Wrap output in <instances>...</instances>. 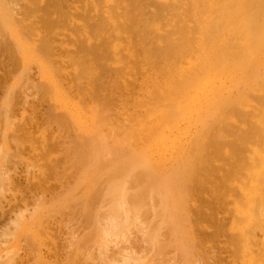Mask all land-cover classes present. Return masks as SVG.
Returning <instances> with one entry per match:
<instances>
[{"label": "bare ground", "instance_id": "1", "mask_svg": "<svg viewBox=\"0 0 264 264\" xmlns=\"http://www.w3.org/2000/svg\"><path fill=\"white\" fill-rule=\"evenodd\" d=\"M37 1L39 2V4ZM75 1L77 2L78 0H0V8L2 10H5V12H4L5 14L0 15V46L3 49L4 54H6L8 59H9L7 61V63L9 62L10 65L13 66L14 72L15 71L18 72V69L21 70L19 68L20 67V65H19L20 60L23 61V66L25 63L26 67H24V69L29 68V67H27L26 61L27 60L30 61V59H28L30 57V55H29V57H27V56L25 57L27 47L24 44L25 43L27 44L26 41H30V43H32V46H33L34 54H36V53L39 54L37 57V61H36L38 64V68H37L38 72H36V73H38L40 79H42L43 82L46 84V85L45 84L42 85L43 82H42V80L39 79L42 82V83L40 82L42 85L41 88H39L40 85H38V87L36 86L34 88L37 91V94L39 93V95L41 97H39L38 95L34 96V97H37V100H36L37 105L34 106L30 103L32 106L31 107L29 106V107L32 109L33 112L31 113V117H30V115L28 116L30 118L29 122L26 123L25 122L26 120H25L24 122L20 123V126L16 125V129L14 128V134H10V131L12 129H10L9 127L12 125V123H10L9 120L11 117L10 116L11 113H13L16 110L14 107H16L17 105L12 104L14 102V101L12 102V99L16 98V95H15L16 93H13L14 92L13 88L8 89L6 91L7 93L3 99L4 100L3 108H4V114H5V115H3L5 117V124H3V125H5L4 126L5 128L2 131V133L0 132L1 133L0 135H2V142L0 143V147H1L0 153L1 154L4 153V155H0V157L2 156L1 161H0V167L3 168L4 164L6 163L7 168H6V171H3L2 168H0L4 173V176L3 175L2 176L3 177L9 176L8 173H9V171H11L9 166H12V165L14 166V164H15V163L13 164L12 159L15 158V155H17L16 158H18V154L20 153L19 152L18 154L16 153L15 155H13L12 154L13 152L12 153L10 152V154H12V155L9 156L10 155L9 154L10 141H11V143H13V141L17 142V145H15V147L16 146L19 147V144H18L20 142L19 139H21L22 136H24L25 134L29 135V137L31 138V141L33 143V146L37 142H40V139H42V138H40V136L36 137L37 136L36 133H39L42 131V129L39 128L40 122L37 123V121H40L39 120L40 117H43V116H45L44 114H47L46 118H44L45 122L44 123L42 122V123H43V125L44 124L47 125L43 129L44 130H46L47 128L50 129V131H51L50 133H52V130H54V132L56 131V133H57V131L62 129L63 126H64L63 129H65V125L67 123H70V121L67 122V119L71 120L74 124L75 123L81 124L83 126H86L87 123L90 122L89 124L91 126V118H92V120L97 118V116L99 115L98 112L101 114L99 116V118L102 119V121H104L106 118L105 117V115H106L105 113L107 110L106 108L110 105V103L107 102L108 101L107 100L108 95L106 93L109 92V95L110 94L116 95L115 92L119 91L120 89L122 91L123 90L132 91V89H130V87L132 88V85H134V82H133V84L130 83L131 78L128 79V82L130 81L129 83L126 80L124 82L122 80H120V79L124 78V77L121 78V75H123V71L125 69V68L121 67L123 64L122 62H125V63L127 62V64H126V68H128L127 71L131 69V70H134V71H132V73H133L136 70H137V72H139L140 69H137L138 65H143L140 63L146 61L145 63L150 65V67H152V68H150V70H149L147 68L148 67L147 66V67H145V70L148 69L149 72L151 70H153V71L156 70V72H155L156 75H158L160 77L158 80H156V81L154 80V82H152V84H153L152 88L155 89L156 92L154 93L153 91H151L152 93L155 94V96L154 97L151 96L153 98L152 99L153 102L150 104V106L154 107L157 103L158 104L164 103L167 107L166 111H164V109L162 110L160 108H159L160 111H159V109H157V111H159V113H161V115L159 114L160 116H157L158 121H155L156 117L154 118L153 121H155L157 123L162 121L163 123H159L161 125H158V127L161 129V133L158 134L156 132H158L160 129L158 127L155 129V127H153V126H155L156 124H154L152 122L153 123L152 127L155 129V130H153V133H154V131H156L155 134L157 135V137H155V135H153V136L155 138H159L161 141H164L163 145L161 146L163 148V150L168 151L171 148V150H173V151L179 152L181 150L182 153L183 152L185 153L189 150L191 152L194 150L197 151L200 146H203L202 144L205 141L207 142L206 138L209 139L208 143L205 142L206 143V149L204 147L205 145L203 146L205 152H201L200 154L206 153V155H205L206 160H205V158H204V160L207 162V164L205 163L206 167H205V169H203L204 175H202V177L204 176L207 179H209L210 181L213 180V179H210V177L212 175H214V172H215V174L218 173L217 170H215V168L211 166V163L212 164H213V162L216 163V161L218 160L216 158L217 160L215 161V157L217 155H219V157H222V158H224V156H227L226 160L230 159L231 157H233L234 160L237 159V161L236 160L234 161L235 163L233 165V169L231 168L232 171L228 172L227 171L229 168L228 167L226 170L227 173L224 174L225 177H221V178H223V181H222V179H220V180L222 181L221 184L224 187V185L227 184L226 182H227V179L229 177L230 178L232 176L235 177V175H236L237 180L239 179V182L241 184H238V183L237 184L239 185L238 188H239V192L241 193V197H238L239 196L238 193L236 195H237L238 199L240 200L239 201L240 204H243L248 209L245 211V213L243 215V213H241V211H239L242 208L241 207L239 208L238 207L239 204L237 203L234 205V208L237 207V210H233V212L236 214L238 211L237 215H240L239 213H241L243 215V217L245 218V220L247 221V224H248L247 228L249 226L251 228L249 230H251L250 238H252V239H250L249 237H248V240L244 239L245 241H243L244 242V245H242L243 247L239 248V249L237 247V249H235L236 248L235 243H241L242 244L243 242H237V241H239L238 239H241L243 237L242 236L243 234H248L249 230L247 232V228H243L245 225L242 228L239 227V225L234 226V225H236V222H235L236 220H235L232 223L233 225L231 228H229L228 226L227 227L230 229L229 231H231V232L234 230L236 232V230L239 229L238 231L241 233V234H239V235H241V238H235L233 236V235L236 236L238 231L236 234L234 232H232L234 234H230V236H228L229 233H231V232H227V233L225 232V230L227 228L226 227H225L226 229L224 228V222H222L225 220L221 219L222 220L221 221L219 219V217L221 215L219 217L217 216L218 213L215 212L217 210V208H215V210H214L213 207L211 206L212 207L211 211L208 210V212L210 211L208 214H207V212H205V210H203V209H206L208 207L207 205L209 204V202L207 204L208 200L206 201L207 198L210 199V197H208V196H210V195H208V193H206V195L201 193V194L205 195V197L207 196L204 200L207 204L206 208L204 206L202 208L201 207L202 205L200 206L201 208L199 207L200 210H203L205 213L204 212L201 213V211L199 210V213L195 214V210L197 209V207L196 208L194 207L195 210H192L191 212H193V213L191 214V212L189 210L191 207L190 204H191L192 199H191V201H187V198H190L188 192L190 193V195H192L191 190L193 193L195 192L194 198L196 199V195H197L196 192L199 193V192H204L205 190L207 191L206 188H208V187L205 188V186H207V185L209 186L210 189L214 186V185H211L212 186L211 187L210 183H208L206 185V182L201 181V180H200L201 182L200 181L198 182V179L196 177L195 178L197 179V182L193 181L195 179L192 178L191 174L193 175L196 173L193 172L194 170H192V169H191L192 173H191V170L190 171L188 170L189 174L187 171V168L190 167L189 165L187 166V164H189L190 161L192 162V160H189V163H188V160L184 159V161L185 160L187 161V162L185 161L186 164L183 163L185 165L184 167L182 164V165H180V167L182 166L181 168L180 167L176 168L177 167L176 166L174 168L176 170H173V172L171 171L172 173L171 172L168 173L169 172L168 171L167 173L169 175H167V173H164L168 177L163 175V173H160L165 178L162 175H158L157 173H153V171L149 170V167H146V166L142 167V165H141V167L140 166L136 167L137 169L139 167L141 168V170H139V169L137 170L138 174L139 173L140 174L137 176V178H135V180H134L135 182H132V183L137 185V187L135 186L136 193L135 194L132 193V195L134 194L133 196L130 195L131 197H129V196L127 197L124 195L125 193L123 194V191L126 190L127 187L131 186L130 182L133 180L130 178H132V177L128 176L129 177L128 179L131 180L129 182L130 185L126 179H124V181L123 180L118 181L117 179H114L113 182L115 180H117L118 182L112 183V184L109 182L110 186H109V188L106 189L107 192L105 190V192H106V194H105L106 199H104L105 204H104V201H103V203H101L100 202L101 200L98 199V201L100 203L99 204L97 203L98 205L96 206L97 198H92L91 196L87 195L86 197H83L84 202H83L82 206L80 207L81 209L79 211H77L78 209H75L77 212H79V214H81V217H79L80 219H78L79 223L76 225H78L80 228H82V227L86 228L87 227V229H90L89 230L90 232H92L91 231V226H92V229H95V232H97L98 234H100L102 236V237L99 236V237H97V239L96 238H94V239L98 240V238L99 239L101 238L103 240V242H105L104 244L98 246L99 251L97 249V252H99V253H94L95 256H97V255L100 256L99 257L100 259L98 257H96L99 259V262L97 261L98 263L97 262L96 263L97 264H175L179 260L177 261L176 257L172 256L171 258H167V256H168V253H173L172 251L170 252V248L175 247V246H173V242L175 241V243H176V239H177L176 237L179 234L180 236L182 235V237H179V235H178L177 241L180 240L181 238H183V239H181V241L185 240V242L189 243V244L186 243V245H184L185 243L183 244V246H185L184 248L186 250H184V252L182 251L184 248L181 250L183 254L181 256H179V258L180 257L182 258V260L180 262L181 263L183 262V264H198V263L199 264H207V262H206L207 258L205 259L204 257H202V255L200 254L202 252H198V254H197V252L194 253L195 251L193 252V246H195V247L198 245L201 246V244L203 245L204 243H208L209 240H212V239L217 240L221 236V234H225L224 236H227V243L230 246L229 247L230 251L228 253L231 252L230 256L233 259V260L231 259L232 264H264V241H261V240L259 242L255 241L256 239H258V234H257V238H256V234L254 233V231L257 230V231H260L262 233V235L264 236V0H95V1L91 0V3L89 2V4L91 6L85 5L84 8L81 9V11L75 5ZM80 1H82V0H80ZM12 6H18L19 7V8L18 7H16V8H18L17 9V16H19L20 18L18 17V18H16V20L14 19L15 16H13V15H15V14H13V11H16V10H14ZM1 9H0V13H1ZM175 18H177L178 20H176ZM173 19L175 20V24H174L175 26L172 25V23L170 24V22ZM76 20L77 21L81 20L82 24H77L78 22H76ZM191 20H193V24L191 23V25H193V27L190 26V24H188L189 22H191ZM158 22H163L162 26L167 25L166 27H168V28H165V26H164V30L165 29H168V30H166L167 33L165 32L167 41H165V39H162V41H165V44L163 47L156 46L157 44L155 45V43H154L155 40L157 42V39L160 40L162 38V36L164 35V34L160 35V32L163 29L157 33L158 29L160 28L159 27L160 25ZM17 26H18V28H16ZM64 26H69V27L71 26L73 33H76L77 35H75V36L78 37V38H76V40L75 39L72 40L73 45L75 44L74 45L75 48L73 47L74 49L73 50L71 49L72 51L70 49H67V48H69L68 46L66 48V46L63 45L64 44L63 41H62V43H59L57 41L59 38L56 40L57 35L61 34L58 31L59 30L62 31ZM154 26L157 28H154ZM173 26L176 27V29H174ZM169 27H171V28L169 29ZM172 29H174V30H172ZM4 30H6L8 32V34H6L5 33L6 31H4ZM162 33H164V32H162ZM72 35H70V36H72ZM174 35L175 36L178 35L179 38L175 37ZM62 36H63V33H62ZM171 36L172 37L174 36V38H177L178 42H176V39H175V42L167 39L169 37H170L169 39H171L172 38ZM72 38L73 37H71V39ZM155 38H157V39H155ZM153 39H155V40L153 41ZM173 39H171V40H173ZM55 42H58L59 45L56 44L57 45L56 46ZM68 42H69V40H68ZM118 42H122V43L125 42L126 43L125 50L127 51V53L122 52L125 55L127 54L124 57L119 55L118 47L122 43L118 44ZM69 43H71V42H69ZM153 43H154L155 47L151 48ZM129 45H130V47H128ZM27 46L30 47L31 44H30V46L29 45H27ZM122 46H123V44H122ZM119 49L123 50L124 46H123V49H121V48H119ZM27 50H28V48H27ZM30 52H32V51H30ZM32 53H31V55H32ZM18 54L21 55V58H19L20 60L18 59ZM63 54L66 55L65 57L67 59H69L68 60L70 63L69 67H74L76 65L77 68L78 69L81 68V70L79 69L77 71L76 70L77 68L75 67L76 69L73 68L72 72L70 70L69 71L70 73H67V71L64 69L66 67H68L65 65V64H68L67 63L68 61L66 60V62H65V61H63V59H61L64 56ZM41 55L46 57L45 60L48 59L49 60L48 63H50V64H47V61L45 63V61L42 59V57H40ZM59 59H61L60 61H62L61 64H60ZM128 59H129V61H126ZM32 60H34V58H32ZM54 61H56V62H54ZM33 62L36 64L35 61H32V65H33ZM184 65H187V66H184ZM251 65H253V67ZM29 66H31V65H29ZM142 67H144V66H142ZM24 69H23V71H24ZM31 69L34 70L33 68H30L29 70L31 71ZM27 70H26V74L28 72ZM143 70H144V68H143ZM147 72L148 71H146V73L145 72H141V73H143V74L145 73V76H147L148 75ZM151 73H149V74H151ZM155 73H153V74H155ZM28 74H29V72H28ZM30 74H31V72H30ZM136 74H138V73L135 72L133 75H136ZM13 75H11V76L13 77ZM85 76H88V78ZM140 76H141V74H140ZM143 76L144 75H142V77ZM145 76H144L145 80L146 79H152L155 77L154 75H153L154 77H152V78L149 77V75H148L149 78L145 77ZM203 76H205L206 79H204V78L202 79ZM12 77H11V79H13ZM25 77H27V79H29L30 75H29V77L27 75L24 76L23 79L25 81L22 80L24 83L27 82ZM33 77L36 79L35 76H32L31 78H33ZM129 77H131V75ZM221 77H223L224 79H222ZM82 79H88L89 80V81L87 80V83L85 84L84 87L81 85V84H84V83H81ZM119 80H120V83H122L123 85H121L119 83ZM142 80H143V78H142ZM255 80H257V81L260 80V83H261L260 91L262 93H260L259 96H257L256 92H255L259 89L254 91L255 94L253 92L251 93V89H252L253 84L255 83ZM8 81L10 82V80H8ZM30 81H29V83H31ZM34 81H32V82H34ZM141 81L139 80V82H141ZM9 82L6 81V84ZM60 82H64V83L68 84V85H66V86H68V87H66L68 92L65 91L64 95L67 98L66 94H68L69 97L73 98L72 100H75L77 98L76 103L74 101V104H70L69 102L72 100H68L69 102L68 101L67 102H63V101L60 102L59 100L56 99L59 103L57 101H55L56 103L55 104L51 103L52 104L51 105L49 103L51 101L49 98L48 104H50V105H49V108H47L48 109L47 113L44 111L45 113L42 115L40 114L41 116L39 117V113H41L40 107L42 106V103L45 102L44 97L46 98V96H44V94H43V91H42V93H40V89H42L43 86H47V87H49V89L51 88V91L56 90L58 92V90L61 86L60 84H58ZM146 82H147V80H146ZM149 82H151V81H149ZM17 83L15 85H17ZM29 83H28V86H30V88H31V86L34 83H31L32 85H29ZM37 84H39V83H36L35 85H37ZM152 84L151 83L148 84V87H149V85L152 86ZM21 85H22V83L20 84V87H21ZM25 85H27V84L25 83ZM25 85H23V86H25ZM35 85H33V86H35ZM255 85H256V83H255ZM64 86H65V84H64ZM27 87H26V89L24 88L25 91L27 89H29V87L28 88ZM134 87H135V85H134ZM146 87H147V85H146ZM148 87L145 88V86H144L145 89L144 88L143 89L146 90V89H148ZM34 88L32 87V89H34ZM45 89H43V90H45ZM239 90H242V92L245 93L246 98H251L252 94H254L253 96L255 99H254L253 103L256 105V107H255L256 110L253 109L251 112H250L251 109L249 111H247L248 109L245 110L244 109V106H245L244 102H242V104L244 103L243 106H241V104H240L241 107H239V102L241 103V101L243 99H245L244 93H239V92H241ZM19 91H20V89H19ZM147 91L149 92V90H146V93H148ZM54 93H55V91H54ZM257 93H259V91ZM19 94L20 93H18L17 95H19ZM26 94H27V92H25V96H26L25 97L21 93L22 98H23V96L25 98H27L28 95H26ZM47 94H49V93H47ZM149 94H150V92H149ZM149 94H148V96L151 95V94L150 95ZM130 95L132 96V94H130ZM146 95H144V96H146ZM255 95L257 97H255ZM17 97H19V96H17ZM51 97H52V94H51ZM65 97H63V98H65ZM53 98H51L52 101H54ZM57 98H58V96H57ZM23 100H25V99L23 98ZM63 100H66V99H63ZM138 101H140V103L138 102L139 107L143 106L141 104V103H143V99H142V102L139 99H138ZM165 101L166 102L168 101V103L169 102H171V103L175 102V105L172 103V105L169 104L170 106L169 105L167 106ZM255 101H256V103H255ZM93 102H98L97 107L92 108V110L95 109V111L99 108L98 112L96 111V113L98 115L96 113H92V115L88 116V118L87 117L85 118V116L83 117L82 112L84 111L85 108H88L89 110L86 112L91 114V112H92L91 107H93V105L92 106L90 105L91 107H88V106H89V104H91ZM149 102H151V101L149 100ZM176 102H178V103H176ZM250 102H251V99H250ZM145 103H147V102L143 103L147 108L148 104L146 105ZM22 104L26 105L27 103L26 104L22 103ZM140 104H141V106H140ZM236 105H237V108L235 110H233L232 112L229 111L230 115L228 114L229 112L228 113L223 112L222 114L219 113V111L221 109L224 110V109L228 108L229 106H233L235 108ZM94 106H95V104H94ZM160 106H161V104L158 105V107H160ZM251 106L253 107V104ZM156 107H157V105H156ZM146 108L141 109L143 116L145 113V112H143V110H146V112H147L148 109H150L149 106H148V109H146ZM213 109H215L217 111L216 114H217V117H219V120L216 118L215 119L221 123H219L216 127L213 128L212 127V125L214 123V121H213V122H211L212 125L209 124V126L207 127L206 126L207 123H206V124H204L205 125V127H204L203 123L205 120H203V119L208 114H210V112L213 111ZM230 109H233V108L230 107ZM25 110L26 109H24V111ZM115 110H117V109L115 108ZM151 110L152 111L147 112V115H150V113H152L154 111V109H152V108H151ZM161 110L163 112H161ZM215 110H214V112H216ZM22 111H23V109H22ZM139 111H140V109H139ZM225 111H227V109ZM15 112L13 114H15ZM195 112L197 113V118L192 117L193 115H191V114H194ZM19 114H22V112H20ZM119 114H120V112H119ZM134 114H137V113H134ZM138 114L141 115L140 113H138ZM212 114L214 115V113H212ZM155 115H158V114H155ZM131 116H134V115H131ZM138 116L135 117L134 119L135 120H136V118L138 119L139 118ZM143 116H142V120L144 118ZM150 116H152V115H150ZM12 117H13V115H12ZM14 117L16 118V114ZM23 117L24 116H22V118ZM37 117H39V118L37 119ZM146 117H148V116H146ZM175 117L180 118V119L185 118L184 120L186 121V124L185 123L184 124L186 126L182 129L180 127L174 126L176 128L173 127L174 129L170 130V129H168L170 127V125H169V127L163 131L162 129L164 127H166V124L169 121L174 122L176 120L175 122H177V120H179V119H175ZM13 118H11V119H13ZM149 118L144 120V122H146L147 120H148L147 122H149ZM211 118L213 119V117H211ZM229 118H230V120L231 119L236 120V122L235 123L232 122L231 124L229 123L227 125L226 120H228ZM128 119L129 118L127 117L126 121ZM151 119H153V118H151ZM212 119H210V120H212ZM13 120L15 121L17 119H13ZM21 121H23V120H21ZM181 121L182 120H180L179 122L182 123ZM132 122H133V120H132ZM144 122L141 124H144ZM147 122H146V124H147ZM194 122H196V125H198L197 122H201V126H200L201 128L198 129L199 128V126H198L197 132H199L200 130L202 131V135L201 136L196 135L195 138L193 136H195L196 131L191 133V130L194 129V128H192V125H194ZM15 123H13V125ZM42 123H41L40 127L42 126ZM95 123H97V122H95ZM105 123H104V126H105ZM126 123H125V125H126ZM149 123H151V122H149ZM53 124H56L57 128L54 129L52 127ZM137 124L139 125V122H137ZM178 124L179 123H177V125ZM241 124H242V126H241ZM129 125H130V122H129ZM113 126H111V127H113ZM149 126L148 127L146 126L145 128L149 129ZM180 126H182V125H180ZM210 126H211V128H210ZM71 127H73V126H71ZM91 127L89 129H87V131H86L87 132L86 134H88L87 135L88 141L86 140L87 141L86 143L85 142L83 143V141L85 140L84 137L86 134L83 133L84 134L83 139H82L83 141H81V142L78 141L79 143H77V141H75V140H78L80 138V135H82V134H80V135L76 134V136L79 135L78 139L75 138V140H74V138H73V140L76 142V145L73 146L74 148L70 149L69 146L67 148V149H69L68 151L70 153H72V156L73 155L78 156V157L76 156L77 157V160L75 159L76 161L73 158V161L77 162V165L76 164L75 165L78 167L81 166V169L83 168V170L85 171V172L83 171V173H85L84 175L87 176L88 179L93 177L95 174H99V173H102L104 170H107L106 167L107 168L111 167L110 169H112L115 172V173H113V174H115V176L118 175L117 173L121 174L123 171H125L124 169H126V168L121 166L120 164L118 165L117 162L119 160L117 162H115L117 164V167L120 166L119 168H116L114 166L115 165L114 162H113L114 165L109 164V161H111V160H109L107 163H105L106 161L105 162L103 161V156H105L106 155L105 153H107L108 151L113 153L114 154L113 156L117 155L120 152L119 151L120 148H118V149L115 148L116 150H113L114 149L113 147H116V146H112V149H111V147H109V145L112 144V141L110 144H108V141H106L107 139L110 138V134L112 133V132L108 133L109 132L108 129L110 127L108 129L106 128V126L104 127L108 131L107 133L109 135L106 134L108 136V138L105 135H103V134H105V133H103V131H106L103 129L102 134H101V132H100V134H98V135H100L99 138L93 136L96 138V140H92V138H91ZM96 127H98V126L96 125ZM102 127H103V125H102ZM124 127H123V129H124ZM130 127H131V125H130ZM100 128H99V131H100ZM67 129H69V128H67ZM76 129H77V126H76ZM112 129L114 130V128H112ZM93 130H95V129H93ZM130 130H132V129H130ZM166 130H170L171 132H169V133H171V134H167ZM74 131H76L75 128H74ZM144 131H145V129H144ZM48 132H49V130H48ZM96 132L99 133L98 131H96ZM120 132H119V134H120ZM124 132H126V131H124ZM145 132L147 133V130ZM16 133H18V134L16 135ZM66 133H68V132H66ZM134 133L137 134L136 131L133 132V134ZM43 134H45V136H43V139L45 140V137L48 135V133L46 135V132L45 133L43 132ZM43 134H41V135H43ZM116 134L112 133V135H114V136ZM127 134H129V132ZM141 134H143V133L141 132L140 135ZM28 135H25V136H28ZM121 135H123V133ZM149 135H148V137H149ZM199 135H200V133H199ZM49 136H51V135H49ZM54 136L55 135H53L54 139L47 136V141L52 139L54 142V140L56 139V137H54ZM131 136L132 135H130V137ZM141 136H139V138H137V139H142L143 136H142V138H140ZM144 136L146 137L147 135H144ZM204 136H205V141H204ZM29 137H27V138H29ZM62 137L64 138V136H62ZM228 137L231 140L230 139L229 140H223L225 138L228 139ZM30 138H29V140H30ZM37 138H38V141H37ZM67 138H69V137H67ZM155 138H153V139H155ZM146 139H147V137H146ZM23 140H24L23 142L26 143L27 140H25V139H23ZM115 140H117V139H115ZM143 140H145V139H142V141ZM160 140L157 139V141H160ZM47 141L46 142L44 141L45 143L43 142V146L41 145V143H42L41 142L40 148L32 147V148H34V151H37V153H38V151H40V153L37 154L40 158H42V155L45 151L46 152L43 156L44 159L46 156H48L50 153H52L53 150L55 151V149H57L56 145L53 146L54 145L53 143H52L53 145L52 144L50 145L49 142H47ZM121 141H122V139H121ZM136 141L133 144V147H135V149L138 146ZM118 142L119 141H115V143H118ZM24 143H22V145ZM122 143H124V142H122ZM143 143L145 144V142H143ZM154 143H155V141H154ZM14 144H13V146H14ZM46 144L50 145V147H47V146L44 147V145H46ZM59 145H60V143H59ZM157 145H158V143H157ZM125 146H127V145H125ZM17 148H16V150H17ZM139 148H140V146L137 148V150ZM142 148L143 147H141L140 149H142ZM189 148H191V149H189ZM21 150H23V149H21ZM127 150H125V151H127ZM152 150H154V149H152ZM18 151H19V149H18ZM62 151H63V149H62ZM132 151H131V153H133V156H135L136 155L135 153L137 151L136 152L134 150H132ZM145 151L147 152V150H145ZM201 151H203V149H201ZM41 152H43V153L41 154ZM191 152H188L189 156L191 155ZM21 153H22V151H21ZM153 153H154V151H153ZM193 153L194 152H192V155H193ZM151 154L152 153L150 150V155ZM171 154L172 153H170L169 156H171V157L175 156V155H171ZM195 154H196V152H195ZM52 155H49V156H52ZM129 155H130V152L127 156L129 157ZM185 155L188 156L187 154H185ZM138 156H141V157H139L140 162L142 159L145 160V157L143 156V154L142 155L139 154ZM142 156H143V158H142ZM181 156L182 155L180 154V157ZM117 157H119V156H117ZM128 157H126V158H128ZM194 157L196 158L198 156L194 155ZM194 157H192V158L194 159ZM201 157H202V155H201ZM26 158H28V157L26 156ZM47 158H49V157H47ZM132 158H134V157H132ZM132 158H131V160H132ZM137 158L135 157L134 160L137 161ZM170 158H169V160L172 161V159H170ZM184 158H186V157H184ZM50 159H51V157H50ZM174 159H173V162L175 161ZM178 159H180V158H178ZM188 159H191V158H188ZM16 160L14 159V162ZM21 160H23V159H21ZM45 160H47V159H45ZM122 160L125 161V159H122ZM149 160H150V158H149ZM201 160H203V159H200V161H198V162H202V164H203L204 162ZM126 161H127V159H126ZM176 161H177V159H176ZM228 161H231V163L233 162L232 160H228ZM121 162L123 163V161H121ZM128 162H126V163H128ZM138 162H139V160H138ZM145 162H147V160ZM156 162H157V160H156ZM226 162H224V163L226 164ZM21 163H22V161H21ZM56 163H57V161L55 162V164ZM148 163L149 162H147L145 164L147 165ZM169 163H171V162H169ZM177 163H179V162H177ZM224 163H222L223 164L222 168H224V165H225ZM231 163L228 162L227 166ZM49 164H51V163H49ZM55 164H52V165H55ZM78 164H80V166ZM200 164L197 166H200ZM202 164H201V166H205V164H203V165ZM15 165H17V164H15ZM28 165H29V163H28ZM175 165H177V164H175ZM31 166H32V164H31ZM124 166H126V165H124ZM148 166H149V164H148ZM186 166H187V168H186ZM213 166H216V165H213ZM220 166H221V164H220ZM53 167H56V165ZM173 167L174 166H170V168H173ZM193 167H195V166H193ZM128 168H131V166ZM133 168L135 169V167H133ZM191 168H192V166H191ZM222 168H221V170H222ZM14 169H16V167H14ZM81 169L79 168V170H81ZM134 169H133V171H134ZM168 169H169V167H168ZM157 170H159V169L157 168ZM169 170H172V169H169ZM200 170H202L201 167H200ZM2 171H0V172H2ZM14 171H16V170H14ZM55 171H56V169H55ZM108 171L110 172L111 170H108ZM108 171H106V172H108ZM113 171H111V172H113ZM137 171H134V172H137ZM161 171L162 170H160V172ZM125 172H123L124 173L123 175H125ZM196 172H198V170ZM202 172H201V174H202ZM127 173H129V172H127ZM222 173H223V171H222ZM12 174H10V175H12ZM130 174H132V173H130ZM56 175H54V176H56ZM134 175H136V173H134L132 176H134ZM156 175H158V176H156ZM217 175L218 174H216V176ZM99 176L100 175H98V178H100ZM103 176H105V175H102L100 179H102ZM126 176H124V177H126ZM159 176H162L163 178H159ZM6 177H5V179H6L5 181L2 178L4 183L8 180ZM45 177H46V175H45ZM81 177L82 178H80L81 179L80 181H84L83 176H81ZM95 177L97 179V176H95ZM107 177H109V176H107ZM124 177L122 176V178H124ZM188 177H190L193 180H189L190 178L188 179ZM8 178L12 179V177H10V176ZM46 178H45V180L42 178L44 185L47 182ZM213 178H215V177H213ZM93 179H95V178L93 177ZM202 179H204V178H202ZM85 180H86V177H85ZM91 180H89V181H91ZM189 181L195 182V185L190 184L191 185L190 186ZM210 181H208V182H210ZM27 182H29V181H27ZM40 182L41 181H39V183ZM60 182H61V180H60ZM93 182H91V183H93ZM100 182H101V180L99 181V183ZM229 182L230 181H228V183ZM85 183H86V181H85ZM99 183L97 182V184H99ZM231 183H233V182H231ZM235 183H233V185ZM8 184H11L12 187H14L15 186V180L13 183L9 182ZM41 184H42V182H41ZM82 184H83V182L79 183V185H82ZM104 184H105V182H104ZM211 184H213V183H211ZM237 184H235V186ZM79 185H77V187ZM216 185L218 187H220L219 184H217V182H216ZM1 186H0V193L4 194V195L2 194L1 196H5L4 192H6V193L10 192L9 186H6V184L1 185ZM83 186H87V185L83 184ZM217 186H216V188H217ZM45 187L41 189L42 194L45 192V189H46ZM80 187L81 186H79L78 189H80ZM223 187L221 186V188H223ZM15 188H17V187H15ZM35 188H37V187H35ZM93 188L91 189V187H90V190H93ZM233 188H234V186L231 188V190L234 191L235 188L234 189ZM82 189H80V191H84ZM95 189H96V184H95ZM210 189H209V191H211ZM213 189H215V188L213 187ZM228 189H230V188H228ZM60 190H61V188H60ZM76 190H77V188H76ZM97 190L98 189H96V191ZM225 190L223 189L222 191L228 192L227 190L226 191ZM1 191H3V192H1ZM67 191H69V190H67ZM86 191H88V189H86ZM62 192H65V191H62ZM214 192H216V191H214ZM234 192L236 193L237 191H234ZM66 193H67V194H65L66 196L61 195L60 193H56V194H58L56 196L57 199L53 198L52 201L48 200L49 202L45 200L47 197L44 196L45 199L43 198V200L40 202L39 198H41V196H39V198H37L38 197L37 195H39V194H37V191H36L37 195L33 194V195L37 196L34 199L35 204L33 206H37V202H40L39 204H41V205L38 206V208H40V207L46 205L45 203L50 204V202H53L54 200H56V201L58 200L57 201L58 203L57 202L56 203L60 206V208H59V210L56 209V210H58V212H56V210L54 212H56V214H63L66 209H69V207H67V204L71 203V201H75V199L77 200V198H78V197L74 198V196L72 194H69V192H66ZM71 193H73V192H71ZM231 193H232V191H231ZM31 194H29V195H31ZM81 194H83V192L82 193L80 192L79 196ZM88 194L91 195L92 192L88 193ZM214 194L216 195V193H214ZM75 195H77V194H75ZM223 195H224V193H223ZM233 195H235V194H233ZM236 195L234 197H236ZM108 196L110 197V199L108 198ZM219 196H221V195L219 194ZM198 197L202 198L201 196H198ZM236 198H234V200ZM203 199H204V197H203ZM23 200L24 199H22L21 201L23 202ZM215 200L220 201L218 199L217 195H216ZM80 201H82V198ZM80 201H79V203H80ZM193 201H192V203H193ZM196 201H194V203ZM217 201H216V204H217ZM213 202H215V201H213ZM233 202L234 201H232V204H233ZM237 202H238V200H237ZM200 203H201V200H200ZM24 204H25L24 205L25 207H24V209L22 208L23 210L21 209L22 211L20 210L18 212L19 209L17 210V212H18V214L16 216L17 218L14 217L15 221H12L14 224H19L20 222L23 223L24 221L29 219L25 216L26 212L28 211L27 207L29 204H27L26 201L24 202ZM71 204H75V202L71 203ZM71 204H69V205H71ZM220 204H222V203H220ZM224 204H223V208L225 207ZM227 204H229V203L227 202ZM227 204H226V206H227ZM79 206H77V207L79 208ZM216 206L220 207L222 205H220V206L216 205ZM51 207H53V206H51ZM51 207H50V209H51ZM56 207L57 206H54V208H56ZM192 207H193V204H192ZM34 208H37V207H34ZM219 209H221V208H219ZM226 209L228 210L229 208H226ZM230 209H232V208H230ZM37 210L38 209H36L34 211L33 215L30 217L31 221H33L31 223V225H36V223H38L39 220L42 222V220L40 219L41 218L40 215L42 213L39 215L37 213ZM44 210H46V207L44 208ZM70 210H72V209H70ZM188 211H189V213H188ZM224 211H226V210H224ZM224 211H223V213H224ZM72 212H73V210H72ZM226 212H227L228 216L231 215L230 217H232L233 213L232 214L230 213L232 211H230V212L226 211ZM35 213H37V214H35ZM51 213L49 212V214H51ZM15 214H16V212H15ZM56 214H54V215H56ZM42 215H44V214H42ZM71 215H73V214H71ZM193 215H194L195 219H194V221L193 220L190 221L191 220L190 218H192L191 216H193ZM237 215L235 216L236 218H238ZM233 216H234V214H233ZM61 217L60 218L63 219V215H61ZM76 217H78V216H76ZM235 217H234V219H236ZM241 217L242 216L240 215V218ZM44 218H43V220H44ZM222 218H223V216H222ZM240 218H238L237 220L239 221ZM73 220L74 219L72 218L71 221L73 223L76 222L75 220L74 221ZM10 221H11V219H10ZM58 221L56 222V224L58 223ZM68 221H70V220H68ZM254 221H255V223H254L253 228H252L251 226H252V223ZM27 222H29L28 224H30L29 220H27ZM60 222H61V220H60ZM60 222L58 224H60ZM63 222H64V220H63ZM54 223H55V221H54ZM66 223H67V221H66ZM204 223H208L211 226H213L212 224H214L216 226L215 230L213 231V234H208V233H206L207 231L206 232L203 231L205 233L201 232L202 231L201 227L204 225ZM245 223H243V224H245ZM250 223H251V225H249ZM8 224H10V222ZM24 224H23V227L29 226V225H26V224L24 225ZM38 224H39V228L36 226V229H40V226H42V224H40V223H38ZM69 224H70V222H69ZM163 224L167 225V227H168V231L167 232L164 231V233L162 231H163V229L166 230V228L161 229V225H163ZM239 224H241V223H239ZM65 225H68V223ZM71 225H72V223H71ZM16 226H18V225H16ZM72 226H73L72 231H74L75 224ZM78 226H76L77 229H80V228H78ZM193 226H194V228L196 226L197 229L195 228L193 230ZM42 227H44V226H42ZM47 227H49V226L47 225ZM47 227H46V229H47ZM59 227L60 226H58V228H56L55 231L57 229H60ZM68 227H69V225H68ZM163 227H165V226H163ZM234 227H235V229H234ZM133 228L135 229L136 234L137 233L140 234V235L139 234L137 235L139 237H135L136 234H135V232H133V230H132ZM211 228H213V227H211ZM254 228H255V230H254ZM31 229H30V232H31ZM69 229H71V228H69ZM204 229H205V227H204ZM15 230L16 229L14 228L13 232H15ZM44 230L45 229H42V230L40 229V234H41L40 236H42V234L44 233V232L41 233V231H44ZM184 230H186V231H184ZM22 231H24V230H22ZM26 231H24V232L26 233ZM33 231H34V228L32 230V233H33ZM179 231H181L182 233ZM10 232H12L11 229H10V231H8V230L3 231L2 234H0L2 236V237L0 236V238L8 237ZM30 232L28 231L29 234H31ZM90 232H89V234L87 233L88 234V240L84 236V239L86 238V240L81 241L83 244H80L81 239L78 240V236L76 235L77 234L76 230H75L76 234L74 232H70L68 234V235L71 234L70 235L71 236L70 241H69L68 245L66 246L67 248H70V250L66 248L68 253H70L69 251H71V248L75 249L74 253L75 252L79 253L77 251H80L81 247L85 246V247H82V250L85 251L87 249L88 254H87V250H86V252H82V251L81 252L86 253V254H84V257H85V255L88 256L87 261H89V257L91 256V255L89 256V254H91V252H90L91 251V244L90 243H91V239L93 238V236H95V234H94L95 232H92V233H90ZM245 232H247V233H245ZM12 233H10V235ZM45 233H47L49 236L51 234V232H49L50 233L49 234L48 232H46V230H45ZM256 233H258V232H256ZM261 233H259V234H261ZM24 234L22 232V234H20V235L22 236ZM29 234H27L26 236H28ZM98 234H96V235L98 236ZM33 235H34V233H33ZM91 235H93L92 238H91ZM35 236H33V242H31V243H29L30 241L29 242L25 241L26 243L24 241H21V242H24V244H26V247L28 248V250H31V256L33 255L32 258H35L36 261L37 262L39 261L40 262L39 264H41L43 261H46V259L42 254L43 253L42 250H39V248H41V246H43L44 248H47V250L49 251V252L48 251L47 252L50 253V252H52V249H50V247L54 246V248H55L56 246L54 244H56V242L55 243L53 242L51 246L47 247V244H46L47 239L45 238L46 240H44V241L46 243L42 244L43 242H41V246L39 248H37V247L31 248L32 243H34V246L36 244L35 243L36 242ZM132 236H134V237H132ZM12 237H13V234H12ZM21 238H20V240H21ZM28 238H29V236L25 237L24 240H26V239L28 240ZM30 238H31V235H30ZM106 238L107 239L111 238V239H109L110 240L109 244H112L114 247V249H113V247L111 248L112 249L111 253H110V250L108 248L110 245L107 242V244L109 245L108 246L106 244V241H104V240H107ZM243 238H245V237H243ZM220 239H222V238H220ZM16 240H18V239H16ZM30 240H32V239H30ZM39 240H40V238H39ZM39 240H37V241H39ZM11 241H12V239H11ZM49 241H50V239H49ZM51 241H52V239H51ZM21 242H18V243L21 244ZM87 242H89V243H87ZM96 242L94 241V243H96ZM29 244H31V245H29ZM38 244H37V246H38ZM88 244H90V245H88ZM98 244H96V245H98ZM121 244H123V245H121ZM86 245H88V247H86ZM15 246H16V244H15ZM17 246H18V244H17ZM93 246H95V245H93ZM178 246H179V244H178ZM232 246H235V248L234 247L232 248ZM19 247H21V245H19ZM203 248H205V247H203ZM26 249H23V250H25V252L26 251L28 252V250H26ZM56 249H54L55 253H56ZM100 249H102V250H100ZM198 249H197V251H198ZM205 249H207V248H205ZM14 251H16V248ZM19 251H20V248L17 249L16 253L12 252L14 254V255L11 254V255H13V257L8 258L9 257L8 255H10V252H11V250L9 251V249H8V251L6 252V255H5L6 256L5 262H2L3 257H1V255H0V260L2 259L0 261V264H18L19 260H22L23 258H26L27 255H29L26 252L25 256L21 257L18 254ZM176 251H178V250H176ZM179 251H180V248H179ZM66 252H65V254H66ZM29 253H30V251H29ZM68 253L66 254L67 257H66L65 261L69 259L68 255H71V253L70 254H68ZM74 253H72L73 258L70 256L72 259H74V255H76V253L75 254ZM204 253H202V254H204ZM94 254L92 255L93 257H95ZM213 254H215V253H213ZM15 256L17 257V259ZM57 256L58 255H56V257ZM150 256H151V258H150ZM203 256H207L206 253ZM28 257H30V256H28ZM77 257L78 256H76V259H77ZM231 257H229V258H231ZM71 258L68 260V262H67L68 264L71 263V262H69L71 260ZM31 261L33 262V260H31ZM36 261L34 260V262H36ZM94 261H93V263H94ZM226 261H228V260H226ZM211 262L212 261H210V263ZM89 263H91V260ZM223 263H224V261H223ZM51 264H54V262H51ZM73 264H75V262Z\"/></svg>", "mask_w": 264, "mask_h": 264}, {"label": "rangeland", "instance_id": "2", "mask_svg": "<svg viewBox=\"0 0 264 264\" xmlns=\"http://www.w3.org/2000/svg\"><path fill=\"white\" fill-rule=\"evenodd\" d=\"M87 1V2H86ZM95 1V0H94ZM38 2V1H37ZM89 2L91 3V0H82V1H80V0H78L77 2L75 1V5L79 8V10L81 11V9L82 8H84V6L85 5H90L89 4ZM172 2V1H171ZM22 4V3H21ZM38 4H39V2H38ZM91 6V5H90ZM13 7V9L14 10H16V11H13V14H15V15H13V16H15L14 17V19L16 20V18H18L19 16H17V9L19 8L18 6H12ZM11 7V8H12ZM16 7H18V8H16ZM1 9V8H0ZM5 10H2L1 9V13H0V15H4L5 13ZM15 12V13H14ZM20 18V17H19ZM176 20H178L177 18H175ZM33 20V19H32ZM174 20V19H173ZM171 21L170 22V24L172 23V25H174L175 24V20L174 21ZM76 22H78L77 24H82V22H81V20H79V21H77L76 20ZM159 23V27L161 28H159L158 29V31H157V33L158 32H160L162 29V31L160 32V35H165V32L167 33V31L166 30H168V29H165L164 30V26H162L163 25V22H158ZM157 23V24H158ZM161 23V24H160ZM191 23L193 24V20H191V22H189L188 24H190V26H192L193 27V25H191ZM156 24V25H157ZM167 26V25H166ZM165 26V28H168V27H166ZM175 26V25H174ZM173 26V28L174 29H176V27H174ZM67 27V28H66ZM16 28H18V26L16 27ZM70 28V29H69ZM154 28H157V27H155L154 26ZM171 27H169V29H170ZM174 29H172V30H174ZM4 31H6V30H4ZM72 31V27L70 26H64V28L62 29V31H58V32H60L61 34H59V35H57V37H56V40L59 42V43H62V41L64 42V46H66V48H67V46L69 47V48H67V49H74L75 47H74V45H73V41L72 40H76V38H78L77 36H75V35H77L76 33H73V31ZM162 32H164V33H162ZM6 34H8V32L6 31L5 32ZM62 33H63V36H62ZM65 33V34H64ZM73 34V35H72ZM70 35H72V36H70ZM162 36V38L159 40V39H157V38H155V39H157V42H156V40L155 39H153V41H154V43H155V45L156 46H160V47H163L164 46V44H165V41H167L166 40V35L165 36ZM175 36V35H174ZM174 36L171 38V39H173L174 38ZM71 37H73L72 39H71ZM75 37V38H74ZM165 37V38H164ZM175 37H177V38H179V36L178 35H176ZM170 38V37H169ZM169 38H167L168 40H170V41H173V42H175V39H176V42H178V40H177V38H174L173 40H171V39H169ZM62 39V40H61ZM162 39H165V41H162ZM68 40H69V42H71V43H69L68 42ZM27 42V44L25 43L24 45L28 48V50H27V48H26V54H25V57L27 56V57H29V55H30V57L28 58V59H30V61H26L27 63V67H29V68H26V69H24V67H26L25 66V63H24V66H23V61L22 60H20L19 58H21V55L20 54H18V59L20 60V69L21 70H19L18 69V72L17 71H15L14 72V68H13V66H11L10 65V63L8 62L7 63V61L9 60L8 59V57H7V55L6 54H4V52H3V49L1 48V46H0V132L2 133V131L4 130V126L5 125H3V124H5V117L3 116V115H5L4 114V108H3V102H4V97H5V95H6V91L8 90V89H12L13 88V90H14V92L13 93H16L15 95H16V98H13L12 99V104H14V105H17L16 107H14L16 110V112H15V114H16V118L14 117L15 116V114H13V113H11V117H10V120H9V122L10 123H12V125H13V123H15L13 126L11 125L9 128L10 129H12L11 131H10V134H14V128L16 129V125H19L20 126V123L21 122H24L25 120V122L27 123V122H29V120H30V118L28 117L29 115H30V117H31V113L33 112L32 111V109L30 108L32 105H34V106H36L37 105V97H34L35 95L37 96H39V97H41L40 95H39V93L37 94V91L35 90V88L34 87H38V85H40V87L39 88H41V86L42 85H44L45 83L43 82V80L42 79H40V77H39V75H38V73H36V72H38V64H37V57H38V55L39 54H37L36 52V54H34V50H33V46H32V43H30V41H26ZM58 42H55V45L56 44H58L59 45V43ZM162 42V43H161ZM164 42V43H163ZM29 43V44H28ZM120 43H122V42H118V44H120ZM154 43L152 44V46H151V48H153V47H155V45H154ZM160 45H159V44ZM30 44H31V46H30ZM66 44V45H65ZM122 44H123V46H124V49H123V46H122ZM122 44H120L119 45V47H118V52H119V55L120 56H126L125 54H123L122 52H124V53H127V51L125 50V46H126V43L125 42H123ZM27 45H29L30 47H28ZM72 45V46H71ZM151 45V44H150ZM149 45V46H150ZM57 46V45H56ZM71 46V47H70ZM121 46V47H120ZM148 46V47H149ZM74 47V48H73ZM128 47H130V45L128 46ZM119 48H121V49H123V50H120ZM150 48V47H149ZM30 49V50H29ZM71 50V51H72ZM30 51H32V52H30ZM31 53H32V55H31ZM121 53V54H120ZM64 55V54H63ZM2 56V57H1ZM32 56V57H31ZM35 56V57H34ZM66 55H64L63 57L65 58H61V59H63V61H65L66 62V60L68 61L69 59H67L66 57H65ZM40 57H42V59L45 61V63H46V61H47V64H50V63H48L49 62V60L48 59H46L45 60V58L46 57H44V56H40ZM128 57V56H127ZM32 58H34V60H32ZM61 59H59V61L61 60ZM52 60V59H51ZM263 60V59H262ZM32 61H35L36 62V64L33 62V65H32ZM126 61H129V59L128 60H126ZM31 62V63H30ZM54 62H56V61H54ZM61 62L62 61H60V64H61ZM146 61H144V62H142V63H140V64H143V65H138V68L137 69H140V71L139 72H137V70L135 71L136 73H138V74H136V75H133L135 72H133L132 73V71H134V70H131L130 68V70H128L127 71V69L128 68H126V64H127V62L125 63V62H122L123 64H122V66L121 67H123V68H125L124 69V71H123V75H121V78H123V79H120V80H122L123 82L126 80L127 82H128V79H130L131 80V82L130 83H132L133 84V82H134V85H135V87H134V85H132V88L130 87V89H132V91H126V90H119V91H116L115 92V94L116 95H109V92H107L106 94L108 95L107 96V102H109L110 103V105L106 108L107 110H106V115H105V120L104 121H102V119H100L99 118V116L101 115L99 112H98V110H99V108L96 110L97 112H98V114L96 113V111H95V109H93L92 110V108H96L97 107V105H98V102H93L94 104H95V106H94V104L93 103H91V104H89V106L88 107H91L92 105H93V107H91V114H89L88 112H86V111H88L89 109L88 108H85L84 109V111L82 112V115H83V117L85 116V118L87 117L88 118V116H90V115H92V113H96L98 116H97V118H95L94 120H92V118H91V126H90V122L89 123H87V125L86 126H83V125H81V124H74L71 120H69V119H67V122H69L70 121V123H67L66 125H65V129H63L64 128V126H63V128L62 129H60L59 131H57V133H56V131L54 132V130H52V133H50L51 131H50V129H46V130H44L43 128L44 127H46L47 125H43V123L45 122L44 121V118H46V115L47 114H44L45 112L47 113V108H49V105L52 103V104H55L56 102L55 101H57V100H59L60 102H67L68 100H72L73 98H71V97H69L68 96V94H66L67 95V98L65 97V95H64V92L65 91H67V88L66 87H68V86H66V85H68L67 83H64V82H60V83H58V84H60L59 86H60V88H59V90H58V92L56 91V90H52L51 91V88L49 89V87H47V86H43V88L42 89H40V93H42V91H43V94H44V96H46V98L44 97V101L45 102H43L42 103V106L40 107V112L41 113H39V117L42 115V114H44L45 116H43V117H37V119L39 118V120L40 121H37V123H39V128L40 129H42V131L45 133L46 132V135H47V133H48V137H50V138H53V135H55L54 137H56V139L54 140V142H53V140L51 141V140H49V141H47V136L45 137V140L43 139V136H45V134H43V132L41 131V132H39V133H36V137H38V136H40V138H42V139H40V142H37L34 146H33V143H32V141H31V138L29 137V135L28 134H25V135H28V136H22V140L21 139H19L20 140V142L18 143L19 144V147L18 146H16L15 147V145H17V142H15V141H13V143H11V141H10V145H9V147H10V150H9V154H10V152L13 154V155H15L16 153L18 154L19 152V154H18V158H16L17 157V155H15V162H14V159H12V162H13V164L15 163V164H17V165H15L14 164V166L12 165V166H9V168L11 169V171H9V176L10 177H12V179H10V178H8V177H6L8 180L4 183L3 182V179H4V181L6 180L5 179V177H3L4 176V173H3V171H6V168H7V166H6V163L4 164V166H3V168L2 167H0V168H2V170L0 169V171H2V172H0V186L1 185H4V184H6V186H9V190H10V192H4L5 193V196H1L2 194L0 193V234H2V232L3 231H10V229L12 230V232L14 231V228L16 229L15 230V232H10V233H12L13 234V237H12V234L10 235V233H9V236L8 237H4V238H0V255H1V257H3V261L2 262H5V259H6V252L8 251V249H9V251L11 250V252H10V255H8L9 257L8 258H10V257H13V253L15 252H17V249L18 248H20V251L18 252V254L21 256V257H23V256H25V253L27 252H25V250H23V249H26L27 247H26V244H24V242L26 241V242H29V243H31V242H33V236H35V246H34V243H32V246H31V248L32 247H37V248H39L40 246H41V242H43L42 244H44V243H46L47 244V247H49V246H51L52 245V243L54 242H56V244H54L56 247L54 248V246H51L50 247V249H52V252H50V253H48L49 251L47 250V248H44L43 246H41V248H39V250H42V254H43V256L45 257V259H46V261H43L41 264H51V262H54V264L56 263V264H68L67 262H68V260L72 257L73 258V254L72 253H74V250L75 249H73V248H71V251H69L70 253H71V255H68V260H66L65 261V259H66V257H67V253H68V251H67V249H69L70 250V248H67L66 246L68 245V243H69V241H70V235H68L70 232H74L75 233V230H76V232H77V236H78V240H80V244H83L81 241H85L86 240V238H87V240H88V234H89V230L90 229H87V227L86 228H84V227H82V228H80L78 225H76V224H78L79 223V220L78 219H80L79 217H81V214H79V212H77V211H79L81 208V206H82V204H83V197H86L87 195L88 196H91L92 198H97V201H96V206L101 202V203H103V201H104V204H105V200L104 199H106V196H105V194H106V192H107V188H109V186H110V184H109V182L112 184V183H116V182H118L119 180H123L124 181V179H126L127 181H128V183L131 181L130 179H132L133 181H131L130 183H131V186H129L130 185V183H129V187H127V189L126 190H124L123 191V194L125 195V196H129V197H131L130 195H132V193H136V189H135V186L137 187V185L136 184H134V183H132V182H135L134 180H135V178H137V176L140 174H138V169L139 170H141V165H142V167H149V170H151V171H153V173H157L158 175H162V174H160V173H163V175H165V176H167V175H169L168 173H170L171 171L173 172V170H176V169H174L176 166V168H179L180 167V165H182L183 163H185V161L186 160H188V163H189V160H192V162L190 161V163L189 164H187V166L189 165L190 167H188L187 168V166H186V168H187V171L189 170H194L193 172H195L196 174H191V176H192V178L193 179H195V180H193V179H191L190 177H188V179L189 180H193V181H195V182H197V179H198V182L201 180V181H204V182H206V185L208 184V183H210V186L211 185H214L213 187L215 188V189H213V187L210 189L209 188V186L207 185V186H205V188L206 187H208L211 191H209V189L208 188H206L207 189V191L205 190L204 192H199V193H197L196 192V199L194 198L195 197V192L193 193L192 192V190H191V193H192V195H190V193L188 192V194H189V196H190V198H187V201H191V199H192V201L194 200V201H196L195 203H194V201H193V203H192V201H191V207H192V204H193V207L191 208L190 207V212L192 211V210H195V208L197 207V211L195 210V214L196 213H199V210H200V208L202 207L203 208V206L206 208V205L208 204V202H209V204L207 205L208 207L206 208V209H203V210H205V212H207V214L211 211V208L213 207V209L215 210V208H217V210L215 211L216 213H218L217 214V216L219 217L220 215V217H219V219L221 220H225V221H222V222H224V228L226 229H224L225 230V232L227 233V232H231V231H229L230 229L229 228H231L232 227V223L235 221L236 222V225H234V226H238L239 225V227H243L244 225V227L243 228H247V226H248V224H247V221L245 220V218L243 217V215H244V213H245V211L248 209L246 206H244L243 204H240V200L238 199V197H241V193L239 192V188H238V184H241L240 182H239V179L237 180V178H236V175H235V177H229L228 179H227V184H225L224 185V187H223V185L221 184L222 183V181H223V178H221V177H225V175L224 174H226L227 172H226V170H227V168H228V172L229 171H232V169H233V165H234V161L236 160L237 161V159H233V157H231L230 159H227L226 160V158H227V156H224V158H222V157H219V155H217L216 157H215V161H216V163H214L213 162V164L211 163V166L212 167H214L215 168V170H217V172L218 173H216V174H218L217 176H216V174H215V172H214V175H212L211 177H210V179H213V180H209V179H207L206 177H202V175H204L203 173H204V170L203 169H205V167H206V164H207V162L205 161L206 160V153L204 154V153H202V154H200L201 152H205L204 151V147H205V149H206V143H208L209 142V139H207L206 138V140H207V142L205 141V136H204V141L206 142H204L202 145L204 146H200L199 148H198V150L196 151V150H194V151H192V152H194L193 153V155H192V152L189 150V149H191V148H189L188 150L189 151H187V152H183L182 153V151L180 150L179 152L178 151H173V150H171V148L168 150V151H166V150H163V148L161 147L162 145H163V142L164 141H161L159 138H155V137H157V135L155 134V132L156 131H154V133H153V130H155L157 127H158V125H161V124H159V123H163L162 121L161 122H159V123H157V122H155V121H158L157 120V116H160L161 115V113H159V111H160V109H164V111H166L167 109V107H166V105L164 104V103H160L161 104V106L160 107H158V105H160V104H156L157 105V107H156V105L154 106V107H151L150 106V104L153 102V98L152 97H154L155 96V89H153L152 87H153V84H152V82H154V80L156 81V80H158L160 77L158 76V75H156V70H151L150 72H149V70H150V68H152V67H150V65H148L147 63H145ZM30 63V64H29ZM68 64H65L66 66H68V67H66L64 70H66L67 71V73H70L69 71L71 70V72H72V70H73V68L74 69H76L77 68V66L75 65L74 67H69L70 66V63H69V61L67 62ZM145 63V64H144ZM29 65H31V66H29ZM37 65V66H36ZM22 66V67H21ZM142 66H144V67H142ZM148 66V67H147ZM184 66H187V65H184ZM252 67H253V65H251ZM9 67V68H8ZM76 67V68H75ZM145 67H147L148 69L147 70H145ZM251 67V68H252ZM30 68H33L34 70H32L31 69V71L29 70ZM143 68H144V70H143ZM23 69H24V71H23ZM28 69V70H27ZM37 69V70H36ZM68 69V70H67ZM80 70H81V68H79ZM78 68L76 69L77 71L79 70ZM26 70L29 72V74H28V72H27V74H26ZM33 71V72H32ZM128 73H126V72ZM146 71H148L149 73H151L152 71V75L151 74H149L148 72H147V74L149 75V77H154V78H152V79H146L147 80V82H146V80L144 79V76H145V73H146ZM17 72V73H16ZM30 72H31V74H30ZM141 72H145L144 74L143 73H141ZM12 73V74H11ZM16 73V74H15ZM21 73V74H20ZM33 73V74H32ZM130 73V74H129ZM132 73V74H131ZM153 73H155V74H153ZM14 74V75H13ZM24 74V75H23ZM35 74V75H34ZM140 74H141V76H140ZM146 74V75H147ZM11 75H13V77L11 76ZM28 76L29 77V75H30V78L32 77V76H35L36 77V79L34 78H29V79H27V77H25L26 78V81L29 83V81L31 82V83H34L33 85H35L36 83H39V84H37V85H35V86H33L31 83H29V85H32L31 86V88H30V86H28V83L27 82H25L27 85H25V83L23 82V81H25L23 78H24V76ZM87 75V74H86ZM131 75V77H129ZM142 75H144L143 77H142ZM148 75L147 76H145V77H148ZM151 75V76H150ZM154 75V76H153ZM11 77L13 78V79H11ZM15 77V78H14ZM38 77V78H37ZM85 77H87L88 78V76H85ZM148 77V78H149ZM158 77V78H157ZM20 78V79H19ZM140 78V79H139ZM142 78H143V80H142ZM206 79L205 78V76H203L202 77V79ZM222 79H224L223 77H221ZM5 79V80H4ZM42 80V82H43V84L41 85V81L40 80ZM8 80H10V82L8 81ZM23 80V81H22ZM29 80V81H28ZM35 80V81H34ZM39 82H38V81ZM87 80L88 79H82V81H81V83H84V84H81L83 87L85 86V84L87 83ZM120 80H119V83H120ZM134 80V81H133ZM139 80L141 81V82H139ZM153 80V81H152ZM6 81L7 82H9V83H7L6 84ZM32 81H34V82H32ZM89 81V80H88ZM138 81V82H137ZM149 81H151V82H149ZM18 82V83H17ZM41 82V83H40ZM128 82V83H129ZM17 83V85H15ZM22 83V85H21V87H20V84ZM143 83V84H142ZM146 83V84H145ZM152 84V86L151 85H149V87L152 89H150L149 87H148V84ZM255 83H256V85H255ZM255 83L253 84V86H252V89H251V93L253 92L254 94H255V92H256V95L257 96H259L260 95V93H262L261 91H260V85H261V83H260V80L259 81H257V80H255ZM6 84V85H5ZM63 84V85H62ZM64 84H65V86H64ZM121 85H123L122 83H120ZM126 84V83H125ZM124 84V85H125ZM258 84V85H257ZM5 85V86H4ZM23 85H25L26 87L28 86L29 87V89H27L26 91L24 90V88L26 89V87L25 86H23ZM46 85V84H45ZM146 85H147V87H148V89H146V90H149V92H150V94H149V92L148 93H146V90H144L145 88H147L146 87ZM129 86V85H128ZM144 86H145V88H144ZM255 86V87H254ZM20 87V88H19ZM27 87V88H28ZM32 87L34 88V89H32ZM46 89H45V88ZM65 87V88H64ZM20 89V91H19V89ZM144 88V89H143ZM18 89V90H17ZM22 89V90H21ZM43 89H45V90H43ZM66 89V90H65ZM134 89V90H133ZM254 89V90H253ZM257 89H259V90H257ZM143 90V91H142ZM255 90H257V91H255ZM48 91V92H47ZM50 91V92H49ZM54 91H55V93H54ZM62 91V92H61ZM139 91V92H138ZM151 91H153L154 93H152ZM239 91H241V92H239ZM238 92L239 93H244V92H242V90H239ZM255 91V92H254ZM259 91V93H257ZM24 92V93H23ZM25 92H27V94L26 95H28L27 96V98H25L26 96H25ZM29 92V93H28ZM46 92V93H45ZM52 92V93H51ZM68 92V91H67ZM123 92V93H122ZM130 92V93H129ZM135 92V93H134ZM18 93H20L19 95H17ZM21 93H22V95H24L23 96V98L25 99V100H23V98H22V95H21ZM47 93H49V94H47ZM61 93V94H60ZM134 93V94H133ZM237 93V92H236ZM235 93V94H236ZM34 94V95H33ZM48 96H47V95ZM51 94H52V97H51ZM118 94V95H117ZM130 94H132V96L130 95ZM147 94V95H146ZM148 94L150 95V96H148ZM254 94H252V97L251 98H246L245 97V93H244V97H245V99H243L242 101H241V103L239 102V107H241V106H243V104L245 103V106H244V109L245 110H247V111H249L250 109V112L253 110V109H255L256 110V105L253 103L254 102ZM13 95V94H12ZM61 95V96H60ZM120 95V96H119ZM144 95H146V96H144ZM255 95V97H257ZM17 96H19V97H17ZM50 96V97H49ZM57 96H58V98H57ZM116 96V97H115ZM122 96V97H121ZM152 96V97H151ZM30 97V98H29ZM48 97V98H47ZM54 97V98H53ZM63 97H65V98H63ZM119 97V98H118ZM128 97V98H127ZM35 100H34V99ZM50 98V102H49V99ZM51 98H53V100L54 101H52V99ZM62 98V99H61ZM109 98V99H108ZM148 98V99H147ZM15 99V100H14ZM57 99V100H56ZM63 99H66V100H63ZM77 99V98H76ZM72 100V101H68L70 104H74V101H75V103H76V101L77 100ZM114 99V100H113ZM138 99L139 100H141V102H142V99H143V103L144 102H147V103H145L146 105H147V108H146V106L143 104V103H141L143 106H141V104H140V106L142 107H139V103H140V101H138ZM250 99H251V102H250ZM29 102H27V101ZM111 100V101H110ZM126 100V101H125ZM145 100V101H144ZM149 100L151 101V102H149ZM16 101V102H15ZM21 101V102H20ZM26 101V102H25ZM122 101V102H121ZM125 101V102H124ZM47 102V103H46ZM48 102L50 103V104H48ZM54 102V103H53ZM58 102V101H57ZM137 102V103H136ZM139 102V103H138ZM149 102V103H148ZM242 102H244L243 104H242ZM21 103V104H20ZM22 103H27L26 105H24V104H22ZM32 105H31V104ZM59 103V102H58ZM112 103V104H111ZM165 103L167 104V106L170 104V105H172V103L171 102H169L168 103V101L166 102L165 101ZM176 103H178V102H176ZM255 103H256V101H255ZM51 104V105H52ZM115 104V105H114ZM119 104V105H118ZM135 104V105H134ZM138 104V105H137ZM174 105H175V102L173 103ZM240 104H241V106H240ZM253 104V107L251 106ZM28 105V106H27ZM91 105V106H90ZM113 105V106H112ZM122 107H121V106ZM169 105V106H170ZM249 105V106H248ZM30 106V107H29ZM124 106V107H123ZM148 106H149V108L150 109H148ZM164 106V107H163ZM247 106V107H246ZM134 107V108H133ZM137 107V108H136ZM230 107H232L233 109H230ZM250 107V108H249ZM115 108L117 109V110H115ZM123 108V109H122ZM148 109V111H152L151 110V108L152 109H154V111L152 112V113H150V115H152V116H150V115H147V112H146V110H143V112H145L144 113V116H143V113H142V110L141 109ZM156 108V109H155ZM160 108V109H159ZM237 108V105H236V107L234 108L233 106H229L228 108H226L227 109V111H225L226 109H221L220 111H219V113L220 114H222L223 112H225V113H228L229 111L230 112H232L233 110H235ZM22 109H23V111H22ZM24 109H26L25 111H24ZM87 109V110H86ZM132 109V110H131ZM139 109H140V111H139ZM157 109H159V111H157ZM229 109V110H228ZM42 110V111H41ZM114 110V111H113ZM135 110V111H134ZM161 110V112H163ZM214 110L215 109H213V111H211L212 113H214V115L210 112V114H208L206 117H204V119L203 120H205L204 121V123H203V126L205 127V125L204 124H206V126L208 127L209 126V124L210 125H212V123L211 122H213L214 121V123H213V125H212V127L214 128V127H216L219 123H221V122H219L218 120H219V117H217V111L216 112H214ZM223 110V111H222ZM254 110V111H255ZM28 111V112H27ZM45 111V112H44ZM60 111V110H59ZM139 111V112H138ZM253 111V112H254ZM20 112H22V114H19ZM119 112H120V114H119ZM158 112V113H157ZM230 112L228 113L229 115H230ZM60 113V112H59ZM62 113V112H61ZM86 115H85V114ZM134 113H137V114H134ZM138 113H140L144 118H143V120H142V116L141 115H139ZM176 113V112H175ZM174 113V114H175ZM24 114V115H23ZM41 114V115H40ZM146 114V115H145ZM155 114H158V115H155ZM160 114V115H159ZM12 115H13V117H12ZM114 115V116H113ZM127 115V116H126ZM131 115H134V116H131ZM136 115V116H135ZM139 115V116H138ZM191 115H193L192 117H195V118H197V113L195 112L194 114H191ZM195 115V116H194ZM22 116H24L23 118H22ZM123 116V117H122ZM141 117L139 120L136 118V120L134 119L135 117ZM146 116H148V117H146ZM210 116V117H209ZM220 116V115H219ZM109 117V118H108ZM129 118L127 121H126V118ZM131 117V118H130ZM150 117V118H149ZM156 117V118H155ZM211 117H213V119L211 118ZM11 118H13V119H17V120H13V119H11ZM29 118V119H28ZM99 118V119H98ZM108 118V119H107ZM147 118H149V122H151V123H149V122H147V124H146V122H144V120H146ZM151 118H153V119H151ZM154 118H155V121H153L154 120ZM208 120H207V119ZM218 119V120H216V119ZM110 119V120H109ZM133 120V122H132V120ZM175 119H179V120H177V122H173V121H169L167 124H166V127H164L162 130L164 131L166 128H168L169 127V125H170V127L168 128V129H170V130H173L174 128H176V127H180L181 129L182 128H184L186 125V121L183 119V118H177V117H175ZM210 119H212V120H210ZM21 120H23V121H21ZM109 120V121H108ZM122 120V121H121ZM125 120V121H124ZM180 120H182L181 122L182 123H180L179 121ZM233 119H231L230 120V118L228 119V120H226V122H227V125L230 123H232V122H236V120H233ZM19 123H18V122ZM93 121V122H92ZM130 122V125H131V127H130V125H129V122ZM136 123H135V122ZM184 121V122H183ZM209 123H208V122ZM43 122V123H42ZM72 122V123H71ZM95 122H97V123H95ZM106 122V123H105ZM121 122V123H120ZM127 122V123H126ZM137 122H139V125L137 124ZM144 122V124H141V123H143ZM154 124H156L155 126H153V123ZM174 124H173V123ZM41 123H42V126L40 127V125H41ZM99 123V124H98ZM104 123H105V126H106V128L108 129L109 127L111 128H109L108 129V131L106 130V128H104L105 126H104ZM111 123V124H110ZM119 123V124H118ZM125 123H126V125H125ZM135 123V124H134ZM177 123H179L178 125H177ZM185 123V124H184ZM69 124V125H68ZM89 124V125H88ZM98 126V127H96V125ZM103 125V127H102V125ZM124 124V125H123ZM197 124L198 125H196V122H194V125H192V128H194V129H192L191 130V133H193V132H195L196 131V133H195V136H193L194 138L196 137V135H198V136H201L202 135V131L200 130L199 132H197L198 131V129H200L201 127V122H197ZM200 124V125H199ZM73 126L74 128H75V130L77 131H74V128L73 127H71V126ZM114 125V126H113ZM119 125V126H118ZM148 127L149 125V129L147 128H145L146 126ZM180 125H182V126H180ZM76 126H77V129H76ZM111 126H113V127H111ZM118 126V127H117ZM125 126V127H124ZM134 126V127H133ZM144 128H143V127ZM155 127V129L153 128V127ZM174 126H176V127H174ZM195 126V127H194ZM198 126H199V128H198ZM241 126H242V124H241ZM244 126V125H243ZM13 127V128H12ZM52 127L55 129V128H57L56 127V124H53L52 125ZM69 128V129H67V128ZM91 127V138H92V140H96V138L95 137H97V138H99L100 137V135H98V134H100V132H101V134H102V131H103V129L104 130H106V131H103V133H105V134H103V135H105L107 138H108V136L107 135H109L108 133H110V132H112L113 134H116L115 136L114 135H112V133L110 134V138L109 139H107L106 141H108V144H110L111 143V141H112V144H110L109 145V147H111V149H112V146H116V147H113L114 149L113 150H116V149H118V148H120L119 149V153L117 154V155H115V156H113L114 154L113 153H111L110 151H108L107 153H105L106 155L105 156H103V161L105 162V163H107L109 160H111V161H109V164H113V162H114V166L116 167V168H119L120 166H118L117 167V164L115 163V162H117L118 160L121 162V161H123V163L121 164L119 161L117 162L118 163V165L120 164L121 166H123V167H125L126 169H124L125 171H123V172H125V175H123L124 173L122 172L121 174H119V173H117L118 175L117 176H115V174H113V173H115L112 169H110L111 167H106V169L107 170H104L102 173H99V174H95L93 177L96 179V177L95 176H97V179L95 180V179H93V177H91L90 179H88L87 178V176H85L84 174L85 173H83V168L81 169V166H80V164H78L80 167H78V166H76L77 165V162H75L76 160H77V155H73L72 156V153H70L68 150L69 149H67L68 148V146L70 147V149L71 148H74L73 146L74 145H76V142L75 141H77V143H79V142H81V141H83L82 139H83V136H84V134H86L87 132V129H89ZM101 127V128H100ZM122 127V128H121ZM123 127H124V129H123ZM128 127V128H127ZM133 127V128H132ZM174 127V128H173ZM71 128V129H70ZM86 128V129H85ZM99 128H100V131H99ZM112 128H114V130L112 129ZM127 128V129H126ZM140 130H138V129ZM151 128V129H150ZM159 128V127H158ZM198 128V129H197ZM203 128V127H202ZM210 128H211V126H210ZM93 129H95V130H93ZM102 129V130H101ZM116 129V130H115ZM121 129V130H120ZM130 129H132V130H130ZM135 129V130H134ZM143 129V130H142ZM144 129H145V131L147 130V133L144 131ZM160 129V128H159ZM34 130V129H33ZM36 130V129H35ZM48 130H49V132H48ZM68 130V131H67ZM70 130V131H69ZM73 130V131H72ZM126 131V132H124V131ZM152 130V131H151ZM170 130H166L167 132V134H171V133H169V132H171ZM96 131H98L99 133H97ZM118 131V132H117ZM121 131V132H120ZM132 131V132H131ZM136 131V133L137 134H133V132H135ZM139 131V132H138ZM158 131V130H157ZM54 132V133H53ZM66 132H68V133H66ZM70 132V133H69ZM73 132V133H72ZM108 132V133H107ZM115 132V133H114ZM119 132H120V134H119ZM129 132V134H127ZM143 133V134H141L142 136H143V138H142V136L140 135V133ZM149 132V133H148ZM0 133V134H1ZM84 133V134H83ZM96 133V134H95ZM123 133V135H121ZM156 133H158V134H160L161 133V129L158 131V132H156ZM165 133V134H166ZM198 133V134H197ZM199 133H200V135H199ZM18 133H16V135H17ZM21 134V133H20ZM41 134H43V135H41ZM64 134V135H63ZM76 134H82V135H80V138L78 139V136L79 135H77L76 136ZM107 134V135H106ZM127 134V135H126ZM150 134V135H149ZM49 135H51V136H49ZM87 135L88 134H86L85 135V137H84V141H83V143L85 142H87L88 141V137H87ZM112 135V136H111ZM130 135H134L133 137L131 136L130 137ZM138 135V136H137ZM144 135H147L146 137H147V139H146V137L144 136ZM148 135H149V137H148ZM153 135H155V137L153 136ZM62 136H64V138L62 137ZM66 136V137H65ZM71 136V137H70ZM93 136H95V137H93ZM124 136V137H123ZM128 136V137H127ZM139 136H141L140 138H142V139H145V140H143L142 141V139H137V138H139ZM151 136V137H150ZM0 143L2 142V135H0ZM27 137H29L30 138V140H29V138H27ZM60 137V138H59ZM67 137H69V138H67ZM82 137V138H81ZM90 137V136H89ZM113 137V138H112ZM119 137V138H118ZM126 137V138H125ZM135 137V138H134ZM145 137V138H144ZM155 138V139H153V138ZM73 138H74V140H75V138H77L78 140H73ZM95 138V139H94ZM112 138V139H111ZM23 139H25V140H27L26 141V143H24L23 141ZM54 139V138H53ZM61 141H60V140ZM72 139V140H71ZM81 139V140H80ZM115 139H117V140H115ZM121 139H122V141H121ZM134 139V140H133ZM137 141H136V140ZM155 141V143H154V141ZM157 139L158 140H160V141H157ZM230 138L228 137V139H223V140H229ZM65 140V141H64ZM87 140V141H86ZM114 140V141H113ZM126 142H125V141ZM141 140V141H140ZM151 142H150V141ZM202 140V139H201ZM200 140V141H201ZM231 140V139H230ZM18 141V140H17ZM31 141V142H30ZM37 141H38V138H37ZM49 142V144L51 145L52 143L54 144H52L53 146H57L56 148L57 149H55V151L53 150L52 151V153H50L49 155H52V156H49L47 153V155L48 156H46L45 157V159H47V160H45L44 158H43V156H44V154H45V152L43 153V152H41V154L43 153V155H42V158H40L37 154L38 153H40V151H38V153H37V151H34V148H32V147H36V148H40V146L42 145L43 146V142ZM68 141V142H67ZM79 141V142H78ZM115 141H119L118 143H115ZM131 141V142H130ZM137 142V148L140 146V148L141 147H143L142 149H138L137 150V148L135 149V147H133V144H134V142ZM147 141V142H146ZM28 142V143H27ZM42 142V143H41ZM44 142V143H45ZM73 142V143H72ZM92 142V141H91ZM122 142H124V143H122ZM143 142H145V144L143 143ZM150 142V143H149ZM158 143V145H157V143ZM203 142V141H202ZM15 143V144H14ZM22 143H24L23 145H22ZM32 143V144H31ZM40 143H41V145H40ZM58 143V144H57ZM59 143H60V145H59ZM71 143V144H70ZM75 143V144H74ZM115 143V144H114ZM147 143V144H146ZM149 143V144H148ZM160 143V144H159ZM13 144H14V146H13ZM21 144V145H20ZM31 144V145H30ZM48 144V143H47ZM44 145V147H50V145ZM117 144V145H116ZM124 144V145H123ZM130 144V145H129ZM132 144V145H131ZM154 144V145H153ZM156 144V145H155ZM193 144V143H192ZM125 145H127V146H125ZM142 145V146H141ZM208 145V144H207ZM135 146V145H134ZM151 146V147H150ZM193 146V145H192ZM191 146V147H192ZM18 147V148H17ZM148 147V148H147ZM154 147V148H153ZM203 147V148H202ZM1 148V147H0ZM12 148V149H11ZM16 148H17V150H16ZM116 148V149H115ZM126 148V149H125ZM132 148V149H131ZM154 149V150H152V149ZM203 149V151H201V149ZM18 149H19V151H18ZM21 149H23V150H21ZM62 149H63V151H62ZM66 149V150H65ZM127 150V151H125V150ZM147 150V152L145 151V150ZM151 150V155H150V150ZM12 150V151H11ZM22 151V153H21V151ZM132 150H134L136 153V155L135 156H133V153H131V151ZM141 150V151H140ZM149 150V151H148ZM153 151H154V153H153ZM173 151V152H172ZM33 152V153H32ZM54 152V153H53ZM126 152V153H125ZM129 152H130V155H129V157L127 156L128 154H129ZM133 152V151H132ZM169 152V153H168ZM188 152H191V155L189 156V154H188ZM195 152H196V154H195ZM71 155H70V154ZM125 153V154H124ZM138 153V154H137ZM158 155H157V154ZM170 153H172L171 155H175L174 157L172 156H169L170 155ZM182 155L181 157H180V154ZM12 154H10L9 156H11ZM34 154V155H33ZM124 154V155H123ZM142 155L143 154V156L145 157V160L144 159H142L143 158V156H142V160H141V162H140V158L139 157H141V156H138V155ZM162 154V155H161ZM167 154V155H166ZM179 154V155H178ZM185 154H187L188 156H186ZM204 154V155H203ZM0 155H4V153L3 154H1L0 153ZM108 155V156H107ZM150 158V160H149V158L147 157V156ZM153 155V156H152ZM178 155V156H177ZM184 155V156H183ZM194 155L195 156H198V157H194ZM201 155H202V157H201ZM249 155V154H248ZM26 156L28 157V158H26ZM38 156V157H37ZM77 156V157H76ZM117 156H119V157H117ZM2 157V156H1ZM1 157H0V161H1ZM35 157V158H34ZM47 157H49V158H47ZM50 157H51V159H50ZM70 157V158H69ZM72 157V158H71ZM76 157V158H75ZM106 157V158H105ZM116 157V158H115ZM121 157V158H120ZM126 157H128V158H126ZM132 157H134V158H132ZM135 157L137 158V161L136 160H134L135 159ZM152 157V158H151ZM171 157V158H170ZM180 158V159H178V158ZM184 157H186V158H184ZM192 157H194V159L192 158ZM73 158H74V160L75 161H73ZM119 158V159H118ZM130 158V159H129ZM131 158H132V160H131ZM169 158L170 159H172V161L171 160H169ZM175 158V159H174ZM188 158H191V159H188ZM198 158V159H197ZM203 159V160H201V161H203L204 163L203 164H205V166H201V164H202V162H198V161H200V159ZM204 158H205V160H204ZM217 158V159H216ZM220 158V159H219ZM236 158V157H235ZM21 159H23V160H21ZM32 159V160H31ZM122 159H125V161H126V159H127V161L126 162H128V163H126L124 160H122ZM153 159V160H152ZM173 159L176 161V159H177V161L175 162H173ZM184 159H186L185 161H184ZM214 159V158H213ZM41 160V161H40ZM116 160V161H115ZM138 160H139V162H138ZM147 160V162H149L148 164H149V166H148V164L146 165L145 163H147V162H145ZM149 160V161H148ZM156 160H157V162H156ZM182 160V161H181ZM196 160V161H195ZM228 160H232L233 162L231 163V161H228ZM21 161H22V163H21ZM51 161V162H50ZM53 161V162H52ZM57 161V163L55 164V162ZM74 163H73V162ZM144 161V162H143ZM171 162V163H169V162ZM227 161V162H226ZM17 162V163H16ZM25 162V163H24ZM27 162V163H26ZM34 162V163H33ZM38 162V163H37ZM125 162V163H124ZM136 162V163H135ZM177 162H179V163H177ZM187 162V161H186ZM224 162H226V164L224 163ZM228 162H230L231 164H229L228 166H227V164H228ZM19 163V164H18ZM28 163H29V165H28ZM49 163H51V164H49ZM69 163V164H68ZM130 163V164H129ZM193 163V164H192ZM201 163V164H200ZM222 163H224L225 165H224V168H222L223 166V164ZM31 164H32V166H31ZM52 164H55L56 165V167H53V166H55V165H52ZM62 164V165H61ZM76 164V165H75ZM134 164V165H133ZM140 164V165H139ZM154 164V165H153ZM174 164V165H173ZM175 164H177V165H175ZM186 164V163H185ZM200 164V166H197V165H199ZM202 164V165H203ZM220 164H221V166H220ZM58 165V166H57ZM124 165H126V166H124ZM144 165V166H143ZM174 166L173 168H170V166ZM213 165H216V166H213ZM232 165V166H231ZM131 166V168H128V167H130ZM138 166H140L138 169L136 168V167H138ZM166 166V167H165ZM169 167V169H172V170H169L168 169V167ZM185 165L183 164V167H184ZM191 166H192V168H191ZM193 166H195V167H193ZM197 166V167H196ZM13 167V168H12ZM14 167H16V169H14ZM67 167V168H66ZM133 167H135V169L133 168ZM182 167V166H181ZM180 167V168H181ZM200 167H201V169L202 170H200ZM203 167V168H202ZM219 167V168H218ZM29 168V169H28ZM41 168V169H40ZM79 168L82 170H79ZM113 168V167H112ZM157 168L159 169V170H157ZM163 168V169H162ZM167 168V169H166ZM190 168V169H189ZM195 168V169H194ZM199 168V169H198ZM213 168V169H214ZM221 168H222V170H221ZM226 168V169H225ZM232 168V169H231ZM55 169H56V171H55ZM128 169V170H127ZM133 169H134V171H137V172H134L133 171ZM198 170V172H196L197 170ZM230 169V170H229ZM14 170H16V171H14ZM48 170V171H47ZM86 170V169H85ZM108 170H111V171H113V172H109ZM131 170V171H130ZM160 170H162L161 172H160ZM167 170V171H166ZM192 170H191V173H192ZM219 170V171H218ZM13 171V172H12ZM106 171H108V172H106ZM133 171V172H132ZM169 171V172H168ZM189 171H188V174H189ZM200 171V172H199ZM203 171V172H202ZM222 171H223V173H222ZM85 172V171H84ZM127 172H129V173H127ZM168 172V173H167ZM171 172V173H172ZM201 172H202V174H201ZM2 173V174H1ZM13 173V174H12ZM57 175H56V174ZM87 173V172H86ZM104 173V174H103ZM108 175H107V174ZM130 173H132V174H130ZM134 173H136V175H134V176H132ZM164 173H167V175L166 174H164ZM200 175H199V174ZM10 174H12V175H10ZM38 174V175H37ZM82 174V175H81ZM3 175V176H2ZM14 175V176H13ZM45 175H46V177H45ZM54 175H56V176H54ZM98 175H100L99 177L101 178V176L102 175H107V176H109V177H105V176H103V178L102 179H100V178H98ZM124 177V176H126V177H124V178H122V176ZM158 175H156V176H158ZM162 175V176H163ZM220 175V176H219ZM223 175V176H222ZM37 176V177H36ZM50 176V177H49ZM81 176H83V180L84 181H80L81 179L80 178H82ZM132 177V178H130V179H128L129 177ZM162 176H159V178H163ZM219 176V177H218ZM49 177V178H48ZM85 177H86V180H85ZM168 177V176H167ZM197 179H196V178ZM213 177H215V178H213ZM238 177V176H237ZM3 178V179H2ZM37 180H36V179ZM42 178L45 180V178H46V184L44 185V182L42 181ZM57 178V179H56ZM71 180H70V179ZM74 178V179H73ZM110 178V179H109ZM122 178V179H121ZM165 178V177H164ZM202 178H204V179H202ZM48 179V180H47ZM69 179V180H68ZM73 179V180H72ZM92 179V180H91ZM101 180V182L99 183V181ZM109 179V180H108ZM114 179H117V180H115L114 182H113V180ZM207 179V180H206ZM220 179H222V181L220 180ZM236 179V180H235ZM14 180H15V186L14 187H12V185L11 184H8L9 182L10 183H13L14 182ZM60 180H61V182H60ZM89 180H91V181H89ZM95 180V181H94ZM218 180V181H217ZM236 182H234V181ZM27 181H29V182H27ZM39 181H41L42 182V184H41V182L39 183ZM85 181H86V183H85ZM88 181V182H87ZM95 183H94V182ZM192 181V182H193ZM200 181V182H201ZM208 181H210V182H208ZM213 181V182H212ZM228 181H230L229 183H228ZM8 182V183H7ZM33 182V183H32ZM83 182V184H85V185H87V186H83V184L82 185H79V183H82ZM91 182H93V183H91ZM97 182L99 183V184H97ZM104 182H105V184H104ZM191 181H189V185L190 184H192V185H195V182H191ZM216 182H217V184H219V186L220 187H218L217 185H216ZM231 182H233V183H235V184H237L236 186H235V184L233 185V183H231ZM3 183V184H2ZM28 183V184H27ZM63 183V184H62ZM66 183V184H65ZM78 183V184H77ZM89 185H88V184ZM91 183V184H90ZM108 183V184H107ZM211 183H213V184H211ZM231 183V184H230ZM94 186H93V185ZM95 184H96V189H98L97 191H96V189H95ZM11 185V186H10ZM19 185V186H18ZM48 185V186H47ZM77 185H79V186H81L80 187V189H82L83 187V189L82 190H84V191H80V189H78L79 188V186L77 187ZM102 185V186H101ZM217 186V188H216V186ZM228 185V186H227ZM46 186V187H45ZM62 186V187H61ZM94 188H93V187ZM99 186V187H98ZM104 186V187H103ZM191 186V185H190ZM189 186V187H190ZM221 186L223 187V188H221ZM234 186V188H235V190L234 191H237L236 193L233 191V190H231V188ZM2 187V186H1ZM15 187H17V188H15ZM35 187H37V188H35ZM40 187V188H39ZM46 188L45 189V192L42 194V191H41V189L42 188ZM59 187V188H58ZM86 187V188H85ZM90 187H91V189L93 188V190H90ZM102 187V188H101ZM134 187V188H133ZM237 187V188H236ZM60 188H61V190H60ZM73 188V189H72ZM76 188H77V190H76ZM228 188H230V189H228ZM233 188V189H234ZM19 189V190H18ZM66 189V190H65ZM72 189V190H71ZM86 189H88V191H86ZM95 189V190H94ZM227 190L228 192H224V191H222V190ZM238 189V190H237ZM12 190V191H11ZM16 190V191H15ZM41 192H40V191ZM67 190H69V191H67ZM75 190V191H74ZM92 192V194L90 195V194H88V193H91L90 191ZM105 190H106V192H105ZM128 190V191H127ZM131 190V191H130ZM225 190V191H226ZM232 191V193H231V191ZM33 191V192H32ZM36 191H37V194H39V195H37L36 194ZM62 191H65V192H62ZM127 191V192H126ZM214 191H216V192H214ZM1 192H3V191H1ZM24 192V193H23ZM32 194H31V193ZM66 192H69V194H72L73 196H74V198H77V200L75 199V201H71V203H74L75 202V204H71V203H69V204H71V205H69V204H67V207H69V209H66L65 210V212L63 213V214H56V212H58V210H59V208H60V206L57 204L58 202V200L56 201V200H54L53 202H50V204L49 203H45L46 205H44V206H42V207H40V208H38V206H40L41 204H39L42 200H43V198H44V196L45 197H47L45 200L46 201H52V199L54 198V199H57L56 198V196L58 195V194H56V193H60L61 195H64V196H66L65 194H67ZM71 192H73V193H71ZM77 192V193H76ZM79 192V193H78ZM80 192L82 193L83 192V194H81L80 196H79V194H80ZM216 193V195L218 196V199L220 200V201H217V200H215L216 199V195L214 194V193ZM222 192V193H221ZM22 193V194H21ZM28 193V194H27ZM41 193V194H40ZM63 193V194H62ZM86 195H85V194ZM119 193V192H118ZM130 193V194H129ZM201 193H203V194H205L206 195V193H208V195H210V196H208V197H210V199L209 198H207L206 199V201H207V204H206V202L204 201L205 200V198L207 197H205V195H203V194H201ZM214 195H213V194ZM221 195V196H219V194ZM223 193H224V195H223ZM230 193V194H229ZM239 194V196L237 197V195L236 194ZM7 194V195H6ZM29 194H31V195H29ZM33 194H35V195H37V196H35V195H33ZM59 194V195H60ZM75 194H77V195H75ZM120 194V193H119ZM133 194V195H134ZM233 194H235L236 195V197H234L235 195H233ZM4 195V194H3ZM15 195V196H14ZM98 195V196H97ZM132 195V196H133ZM39 196H41V198H39ZM63 196V197H64ZM76 196V197H75ZM193 196V197H192ZM198 196H201L202 198H200V197H198ZM215 198H214V197ZM2 197V198H1ZM25 197V198H24ZM31 197V198H30ZM34 197V198H33ZM39 198V200H40V202H37V206H33L34 204H35V202H34V199L35 198ZM203 197H204V199H203ZM81 198H82V201H80L81 200ZM108 198L110 199V197L108 196ZM234 198H236L235 200H234ZM3 199V200H2ZM7 199V200H6ZM22 199H24L23 200V202L21 201ZM98 199L99 200H101L100 202L98 201ZM214 199V200H213ZM31 200V201H30ZM200 200H201V203H200ZM203 200V201H202ZM222 200V201H221ZM224 200V201H223ZM237 200H238V202H237ZM26 201V203L27 204H29L28 205V211L26 212V214H25V216L27 217V218H29V219H27V220H29L30 221V224H28L29 222H27V220L26 221H24L23 223L22 222H20L19 224H14L12 221H15L14 219V217H16L17 216V214H18V212L23 208L24 209V202ZM34 203H33V202ZM48 201V202H49ZM79 201H80V203H79ZM211 201V202H210ZM213 201H215V202H213ZM216 201H217V204H216ZM229 203V204H227V202ZM232 201H234L233 202V204H232ZM236 201V202H235ZM8 202V203H7ZM14 202V203H13ZM57 202V203H56ZM219 202V203H218ZM54 203V204H53ZM79 203V204H78ZM98 203V204H97ZM190 203V202H189ZM214 203V204H213ZM220 203H222V204H220ZM225 203V204H224ZM239 204L238 205V207L240 208H242V209H240L239 211H241V213H243V215L241 214V213H239L242 217V219L240 218V215H237L238 214V211H237V213L235 214L234 212H233V210H237V207H235L234 208V205L235 204ZM52 204V205H51ZM78 204V205H77ZM81 204V205H80ZM204 204V205H203ZM218 205V206H220V205H222V206H220V207H217L216 205ZM223 204H224V208H223ZM226 204H227V206H226ZM31 205V206H30ZM49 207H48V206ZM75 205V206H74ZM80 205V206H79ZM202 205V206H201ZM214 205V206H213ZM231 205V206H230ZM17 206V207H16ZM51 206H53V207H51ZM54 206H57L56 208H54ZM72 206V207H71ZM77 206H79V208L77 207ZM201 206V207H200ZM210 206V207H209ZM212 206V207H211ZM4 207V208H3ZM20 207V208H19ZM34 207H37V208H34ZM46 207V210H44V208ZM50 207H51V209H50ZM71 207V208H70ZM195 207V208H194ZM200 207V208H199ZM245 207V208H244ZM2 208V209H1ZM12 208V209H11ZM219 208H221V209H219ZM226 208H229L228 210L226 209ZM230 208H232V209H230ZM244 208V209H243ZM19 209V210H18ZM22 209V210H23ZM36 209H38L37 210V213L40 215L41 213L42 214H44V215H40V219L42 220V222L39 220V222L38 223H40V224H42V226H44V227H42V226H40V229L42 230V229H45L46 230V232H51V234H50V236L47 234V233H45V230L44 231H41V233H43L42 234V236H40L41 234H40V229H36V226L39 228V224L38 223H36V225H31V223L33 222V221H31V216L33 215V213H34V211L36 210ZM41 209V210H40ZM56 209H58V210H56ZM70 209H72L73 210V212H72V210H70ZM75 209H78L77 211L75 210ZM17 210H18V212H17ZM21 210V211H22ZM52 210V211H51ZM56 210V212H54ZM203 210H200L201 211V213H203L204 211ZM208 210H210L209 212H208ZM224 210H226V211H232V212H230L231 214L233 213L234 214V216H233V214H232V217H230L231 215H229L228 216V214H227V212L226 211H224ZM67 211V212H66ZM69 211V212H68ZM189 211H188V213H189ZM220 213H219V212ZM223 211H224V213H223ZM11 212V213H10ZM15 212H16V214H15ZM46 212V213H45ZM49 212L51 213V214H49ZM204 212V213H205ZM222 212V213H221ZM228 212V213H229ZM37 213H35V214H37ZM193 212H191V214H192ZM200 213V214H201ZM215 213V214H216ZM11 214V215H10ZM53 214V215H52ZM54 214H56V215H54ZM71 214H73V215H71ZM79 214V215H78ZM190 214V215H191ZM224 214V215H223ZM15 215V216H14ZM51 215V216H50ZM61 215H63V219H61L62 217H61ZM71 215V216H70ZM189 215V216H190ZM238 216V218H240L239 219V221L237 220L238 218H236L235 216ZM29 216V217H28ZM43 216V217H42ZM46 216V217H45ZM76 216H78V217H76ZM222 216H223V218H222ZM227 216V217H226ZM45 217V218H44ZM61 217V218H60ZM76 217V218H75ZM192 218H190L191 220L190 221H194V219H195V217H194V215L193 216H191ZM217 217V218H218ZM234 217L236 218V219H234ZM246 217V216H245ZM17 218V217H16ZM43 218H44V220H43ZM50 218V219H49ZM55 220H54V219ZM69 218V219H68ZM74 219L76 222H72L71 221V219ZM10 219H11V221H10ZM53 219V220H52ZM82 219V218H81ZM245 221H244V220ZM50 220V221H49ZM59 220V221H58ZM60 220H61V222H60ZM63 220H64V222H63ZM68 220H70V221H68ZM73 220V221H74ZM78 220V221H77ZM10 222V224H8L9 222ZM54 221H55V223H54ZM58 221V223L60 222V224H56V222ZM66 221H67V223H68V225H69V227H68V225H65V224H67L66 223ZM232 221V222H231ZM244 221V222H243ZM8 222V223H7ZM13 224H12V223ZM69 222H70V224H69ZM246 222V223H245ZM26 224V225H29V226H24L23 227V224ZM71 223H72V225H74L75 224V226H74V231H72L73 230V226L71 225ZM239 223H241V224H239ZM243 223H245V224H243ZM252 223V222H251ZM251 223L249 224V225H251ZM254 223H255V221L252 223V228H253V225H254ZM24 224V225H25ZM38 224V225H37ZM52 224V225H51ZM64 224V225H63ZM229 224V225H228ZM243 224V225H242ZM16 225H18V226H16ZM47 225L49 226V227H47ZM205 225V226H204ZM204 225L201 227V229H202V231L201 232H203V231H207L206 233H208V234H213V231L215 230V228H216V226L214 225V224H212L213 226H211L210 224H208V223H204ZM2 226V227H1ZM9 226V227H8ZM33 226V227H32ZM35 226V227H34ZM47 227V229H46V227ZM58 226H60L59 228L60 229H57L56 231H55V229L56 228H58ZM76 226H78V228H80V229H77V227ZM163 226H165V227H163ZM229 228H228V227ZM18 227V228H17ZM20 227V228H19ZM23 227V228H22ZM51 227V228H50ZM53 227V228H52ZM204 227H205V229H204ZM211 227H213V228H211ZM25 228V229H24ZM32 228V229H31ZM33 228H34V231H33V233H34V235H33V233H32V230H33ZM69 228H71V229H69ZM95 228V227H94ZM132 228V227H131ZM130 228V229H131ZM163 228H166V230L165 229H163ZM195 228L197 229V227L195 226ZM194 228V226H193V230L195 229ZM7 229V230H6ZM29 229V230H28ZM30 229H31V232H30ZM49 229V230H48ZM161 229H163V233H164V231L165 232H167L168 231V227H167V225H165V224H163V225H161ZM234 229H235V227H234ZM249 229H251L250 228V226L247 228V232H248V230ZM2 230V231H1ZM22 230H24V231H26V233L27 234H29L28 233V231L31 233V234H29L28 236H29V238H28V240L26 239V240H24L25 239V237H28V236H26L27 234L24 232V231H22ZM78 230V231H77ZM133 230V232H135V229L133 228L132 229ZM211 230V231H210ZM239 229H237L236 230V232H235V230L234 231H232V232H234L235 234L237 233V231H238ZM254 230H255V228H254ZM20 231V232H19ZM91 231L92 232H95V229H92V226H91ZM182 231V230H181ZM181 231H179V232H181ZM184 231H186V230H184ZM183 231V232H184ZM192 231V230H191ZM22 232H23V234L24 235H20V234H22ZM57 232V233H56ZM92 232H90V233H92ZM205 232H203V233H205ZM229 233V235L228 236H230V234H234V233ZM247 232H245V233H247ZM256 232H258V233H256ZM86 233V234H85ZM88 233V234H87ZM182 233V232H181ZM251 233V230H249V232H248V234H243L242 236L243 237H245V238H241V235H239V234H241L239 231H238V235L236 234V236L235 235H233L235 238H241V239H238L239 241H237V242H243V241H245L244 239H246V240H248V237L250 238V234ZM254 233L256 234V238H257V234H258V239H256L255 241H264V236L262 235V233L260 232V231H257V230H255L254 231ZM259 233H261V234H259ZM22 237H20L19 235ZM57 234V235H56ZM59 234V235H58ZM95 234V236H93ZM93 235H91V238H92V236H93V238L91 239V254H89V256L92 258L93 256V254L94 253H99V252H97V249H98V251H99V245H102V244H104L105 242H103V240L100 238H98V240H95L94 238H96L97 239V237H102L100 234H98L97 232H95ZM96 234H98V236L96 235ZM135 234H136V232H135ZM139 233H137L136 235H135V237H139V236H137ZM30 235H31V238H30ZM134 235V234H133ZM140 235V234H139ZM179 235V234H178ZM178 235H177V239H178ZM225 234H221V236L216 240V239H212V240H209V242L208 243H204L203 245L201 244V246L200 245H198V246H193V252L194 253H196L197 252V254H198V252H202V253H206V255L207 256H203L204 254H202V253H200L201 255H202V257H204L205 259H206V262H207V264H209L210 263V261H212L210 264H232V257L230 256V254H231V252L230 253H228L229 251H230V249H229V244L227 243V236H224ZM245 235V236H244ZM248 235V236H247ZM1 236V235H0ZM19 236V237H18ZM24 236V237H23ZM47 236V237H46ZM84 236L86 237L85 239H84ZM192 236V235H191ZM239 236V237H238ZM262 236V237H261ZM2 237V236H1ZM38 239H37V238ZM51 237V238H50ZM132 237H134V236H132ZM179 237H182V235L180 236L179 235ZM20 238H21V240H20ZM39 238H40V240H39ZM44 238V239H43ZM47 240H46V239ZM220 238H222V239H220ZM226 238V239H225ZM260 238V239H259ZM263 238V239H262ZM6 239V240H5ZM8 239V240H7ZM10 239V240H9ZM11 239H12V241H11ZM16 239H18V240H16ZM30 239H32V240H30ZM49 239H50V241H49ZM51 239H52V241H51ZM56 239V240H55ZM69 239V240H68ZM107 239V238H106ZM109 239H111V238H108L107 240H104V241H106V244H107V242H108V244H109V242H110V240ZM177 239H176V243H175V241L173 242V246H175V247H172V248H170V252L172 251L173 253H168V256H167V258H171L172 256L173 257H176L177 258V261L178 262H176L175 264H180L181 262V260H182V258L180 257L179 258V256H181L183 253H182V251L184 252V250H186L184 247L185 246H183V244L184 245H186V243L187 244H189L188 242H185V240L184 241H181V239H183V238H181L180 240H178L177 241ZM250 239H252V238H250ZM249 239V240H250ZM4 240V241H3ZM37 240H39V241H37ZM42 240V241H41ZM44 240H46V242L44 241ZM198 240V239H197ZM196 240V241H197ZM241 240V241H240ZM21 241H24V242H21ZM94 241L96 242V243H94ZM180 241V242H179ZM199 241V240H198ZM223 241V242H222ZM6 242V243H5ZM18 242H21V244L20 243H18ZM25 242V243H26ZM183 242V243H182ZM200 242V241H199ZM4 243V244H3ZM8 243V244H7ZM39 243V244H38ZM51 243V244H50ZM87 243H89V242H87ZM99 243V244H98ZM182 243V244H181ZM226 243V244H225ZM3 244V245H2ZM15 244H16V246H15ZM17 244H18V246H17ZM37 244H38V246H37ZM78 244V243H77ZM90 244H88V245H90ZM96 244H98V245H96ZM105 244V245H106ZM107 244V245H108ZM175 244V245H174ZM178 244H179V246H178ZM208 244V245H207ZM240 244V245H239ZM19 245H21V247H19ZM29 245H31V244H29ZM76 245V244H75ZM88 245H86V247H88ZM93 245H95V246H93ZM110 245V246H109ZM108 246V248H109V250H110V253H111V251H112V247H113V245L112 244H109ZM121 245H123V244H121ZM206 245V246H205ZM242 245H244V242L241 244V243H235V246H236V248H235V246H232V248L234 247L235 249H237V247H238V249L239 248H242L243 246ZM180 248V251H179V248ZM26 247V248H25ZM53 247V248H52ZM77 247V246H76ZM75 247V248H76ZM82 247H85V246H82ZM82 247H81V250L80 251H77V252H79V253H76V255H74V259H72L71 258V260L69 261V262H71V263H69V264H73L74 262H75V264H92L93 263V261H94V263L93 264H95L97 261L99 262V257L100 256H95V254H94V256L95 257H93L92 259L89 257V261H87L88 259V256H86L85 255V257H84V254H86V253H82V252H86V250L85 251H83L82 250ZM203 247H205V248H207V249H205V248H203ZM15 248H16V251H14L15 250ZM44 248V249H43ZM57 248V249H56ZM67 248V249H66ZM94 248V249H93ZM184 248V249H183ZM200 250H199V249ZM231 248V249H232ZM54 249H56V253L54 252L55 250ZM84 249V248H83ZM113 249H114V247H113ZM178 250V251H176V250ZM183 249V250H182ZM197 249H198V251H197ZM205 249V250H204ZM213 249V250H212ZM6 250V251H5ZM13 250V251H12ZM26 250H28V248L26 249ZM100 250H102V249H100ZM182 250V251H181ZM24 251V252H23ZM29 251H30V253H29ZM48 251V252H47ZM67 251V252H66ZM82 251V252H81ZM93 251V252H92ZM95 251V252H94ZM13 252V253H12ZM65 252H66V254H65ZM179 252V253H178ZM215 253V254H213V253ZM70 253H68V254H70ZM74 253V254H75ZM93 253V254H92ZM11 254H13V255H11ZM27 254H29V255H27L26 256V258H23L22 260H19V262H18V264H39L40 262L38 261H36V259L35 258H32L33 257V255L31 256V250H28V252H27ZM49 254V255H48ZM80 254V255H79ZM87 254H88V250H87ZM214 256H213V255ZM56 255H58L57 257H56ZM66 255V256H65ZM28 256H30V257H28ZM71 256V257H70ZM76 256H78L77 257V259H76ZM231 257V258H229V257ZM16 257V256H15ZM14 257V258H15ZM49 257V258H48ZM53 257V258H52ZM96 257H98V258H96ZM209 257V258H208ZM211 257V258H210ZM224 257V258H223ZM28 258V259H27ZM32 258V259H31ZM52 258V259H51ZM57 258V259H56ZM104 258V257H103ZM150 258H151V256H150ZM179 258V259H178ZM16 259H17V257H16ZM27 259V260H26ZM232 259V260H231ZM2 260V259H1ZM0 260V261H1ZM24 260V261H23ZM31 260H33V262L31 261ZM34 260L36 261V262H34ZM78 262H77V261ZM90 260H91V263H89L90 262ZM208 260V261H207ZM226 260H228V261H226ZM30 261V262H29ZM56 261V262H55ZM223 261H224V263H223ZM226 261V262H225ZM1 262V263H2ZM21 262V263H20ZM77 262V263H76ZM97 262V263H98ZM96 263V264H97ZM181 264H183V262L181 263ZM199 264V263H198Z\"/></svg>", "mask_w": 264, "mask_h": 264}]
</instances>
